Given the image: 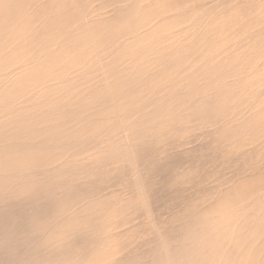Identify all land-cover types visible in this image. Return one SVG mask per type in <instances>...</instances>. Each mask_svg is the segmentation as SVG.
Segmentation results:
<instances>
[{
	"label": "bare ground",
	"instance_id": "1",
	"mask_svg": "<svg viewBox=\"0 0 264 264\" xmlns=\"http://www.w3.org/2000/svg\"><path fill=\"white\" fill-rule=\"evenodd\" d=\"M22 1H21V3H24V1L23 2ZM48 1H50V0H48ZM48 1H47V3H48ZM103 1H101V2L103 3ZM109 1L110 0H107L106 3ZM111 1H113V0H111ZM125 1L126 0H124L123 2L121 1V3H125ZM140 1L142 2V0H140ZM148 1L149 0H147V2H146V0H145L142 3L140 2V4L144 5L145 3H148ZM181 1L184 2L185 0L184 1L181 0ZM13 2L15 4L14 0H13ZM18 2H20V1H18ZM26 2H28V1H26ZM43 2H44V0H43ZM110 2H109V4L112 5V3H110ZM127 2H128V0L126 1V3ZM132 2H134V0H132L131 3ZM139 2L136 1L134 3H139ZM153 2H152V4L154 5ZM179 2H180V0H179ZM186 2H188V1H186ZM195 2L197 3V0ZM224 2H227V1H223V3ZM3 3L4 2H2V5H3ZM8 3H10V2H7V5H8ZM56 3H57V1H56ZM93 3L95 5L96 2H93ZM98 3L99 2L96 3L97 6H98ZM113 3H114V1H113ZM128 3H130V0ZM149 3H150V1H149ZM205 3H207V2H204L203 4H205ZM99 4L101 6V3H99ZM114 4H116V2ZM117 4H118V2H117ZM119 4H120V2H119ZM162 4H160L161 6H159V8L160 7L162 8V6H165ZM190 4H193V3L189 2V4H187V5L189 6ZM199 4H200V1H199ZM29 5H30V3H29ZM60 5H62V4H60ZM60 5H56V6H60ZM111 5H110V9H111ZM113 5H112V7H113ZM133 5L134 4L129 5V8L132 11L134 9H132L130 6L133 7ZM148 5H146V6L148 7ZM173 5H175V3ZM173 5H172V8H173ZM179 5H180V3H179ZM184 5H185L184 6V8H185L187 5H186V3ZM194 5L198 6L197 4H194ZM19 6L22 7L21 4L17 5V7H18L17 10H19ZM33 6H34V3H33ZM46 6L44 5V8ZM76 6H78V4ZM100 6H99V8H100ZM135 6L138 7L139 5H134V7ZM146 6H144L145 8L140 6L142 11L147 9ZM24 7H26V6H24ZM27 7H28V5H27ZM55 7L53 5V9ZM79 7H80V5H79ZM91 7H94V6H91ZM114 7L116 8V6H114ZM136 7H135V14H136V10L139 8V7L138 8H136ZM151 7H152V5H151ZM174 7L178 11L177 13H180L181 10H178V9H180L181 6H179V8H178V6L177 7L174 6ZM189 7H191V6H189ZM192 7H194V6H192ZM0 8H1V4H0ZM9 8H11V6ZM22 8H20V10ZM28 8H30V7H28ZM49 8H52V7L50 6ZM80 8L82 11V7H80ZM87 8H89V6ZM95 8H97V7H95ZM105 8H107V7L105 6ZM119 8H118V10H119ZM121 8L123 10L124 7H121ZM129 8H127V9L129 10ZM57 9L59 10V8H57ZM73 9L75 11V8H73ZM175 9L173 8V11L176 13ZM187 9H188V11H187ZM187 9L185 8V11H187V12L191 11L192 12L193 8H190L191 10H189V8L187 7ZM0 10H2V9H0ZM4 10H6V7ZM13 10L15 11V9H13V6H12V11H11L12 13L9 12L10 16H12L11 14H13ZM26 10L24 9L23 11H21L22 14ZM29 10H31V9H29ZM63 10H65V9H63ZM71 10H72V8H71ZM96 10H98V9H96ZM101 10H102V8H101ZM108 10L109 9H107V11ZM131 10H129V13L131 12ZM163 10H164V7H163ZM227 10H229V9H227ZM33 11H34V9H33ZM140 11L137 14L140 15ZM156 11L157 10H154V12H156ZM158 11H162V9L161 10L159 9ZM168 11H170V10H168ZM168 11H165V12H168ZM173 11H171V12L173 13ZM197 11H195V12H197ZM209 11H207V12L210 14ZM21 12H19V13H21ZM35 12H37V11H35ZM51 12H53V10ZM64 12L65 11H63V14H64ZM72 12H73V10L70 13L72 14ZM86 12H88V11H86ZM101 12H103V11H101ZM146 12H147V10H146ZM157 12H156V15H154V13H153V15L156 17H158ZM3 13H5V11ZM16 13H17V11H16ZM19 13H17V15H19ZM24 13H26V12H24ZM61 13H62V11L60 13H59V11H57V14L62 16ZM79 13L81 14V12H79ZM90 13L93 14L92 12H90ZM98 13H97V15H98ZM122 13L123 14L126 13L125 15H127L128 11L126 12L124 10V12H121L120 16L122 15ZM181 13H182L183 17L185 16L183 19L182 15H180L181 16V17H179L180 20L183 19V21H181V24L185 25V24H188L187 22H190L189 26L191 27V23H193L191 21H194V20L192 17V20L189 21L190 19L188 20V17H189V15L194 16V14L193 15L192 14L187 15L186 12H181ZM208 13H207V15H208ZM5 14H8V13L6 12ZM46 14H49V13H46ZM52 14H53V17H55L57 15L56 13H55V16H54V13H51L50 15H52ZM132 14H134V13L133 12L131 13V17L133 18L135 15L132 16ZM141 14H142V12H141ZM17 15H16V18H17ZM39 15L41 16L40 13H39ZM50 15L48 16V19L52 18V17H50ZM67 15H68V13H67ZM73 15L76 16L78 14L76 13ZM88 15H90V14H88ZM88 15H85V16L83 15V17L87 16V18H88ZM94 15H91V17ZM104 15L108 16L109 14H107V12L105 14V12H104L103 16ZM172 15L175 16L174 18H177V16L174 15V13ZM2 16H3V14H2ZM7 16H9V15H7ZM136 16L137 17H135V19L133 18V21H135L140 16L143 17L142 15H140V16L136 15ZM186 16H187V18H186ZM76 17H78V16H76ZM83 17H82V20L83 19L85 20V18H83ZM91 17H89V18L91 19ZM94 17H97V16L95 15ZM100 17H101V15L99 16V19H100ZM108 17L110 18V15ZM108 17H106V19H108ZM112 17H114V16H112ZM168 17H170V16H168ZM194 17H196V16H194ZM4 18L1 20L6 19V18L5 19ZM7 18L9 19V17H7ZM12 18H14V17H12ZM16 18H14L12 20H15ZM57 18L59 20L62 17L58 16ZM63 18H64V16H63ZM118 18L116 20H118ZM132 18H130V19H132ZM164 18L165 17L163 16V20H164ZM170 18H172V16ZM174 18L172 20H174ZM179 18H177V21H175V22H177V26L180 25V24H178ZM185 18H186V23H185ZM198 18H199V16H198ZM8 19L5 20V21H7L6 24L11 26V24H13V23L8 21ZM21 19L23 20V18H21ZM69 19H71V18H68V19L65 18L63 20L67 21ZM79 19L81 20V16ZM79 19L77 20V18H76L75 20L79 21ZM123 19H124V16H123ZM150 19H147V21H146L147 24H148ZM161 19H162V17H161ZM201 19L202 18H200V20ZM155 20H157V18ZM155 20H152L153 22L150 21L151 23H149V25L147 26V29L144 28V29L148 30V31H146L148 34L151 32V31H149L148 27H150L152 23L155 24L158 22V20L157 21H155ZM180 20H179V23H180ZM200 20H199V24H200ZM232 20H234V19H232ZM21 21L19 23H21ZM54 21H55V23L58 22L56 20H54ZM103 21L107 22L104 19H103ZM103 21H101L99 23L102 24ZM108 21H109V19H108ZM138 21L140 22L141 20L139 19ZM142 21H143V18H142ZM159 21H160V19H159ZM212 21L216 22V20H212ZM8 22H10V24ZM16 22H17V20H16ZM60 22H61V20H60ZM67 22H69V21H67ZM81 22H83V21H81ZM164 22L165 21H163V23ZM194 22H196V20ZM19 23L18 24L16 23V25L18 27H20ZM52 23H54V22H52ZM71 23H72V21H71ZM91 23H92V21H91ZM132 23H131V25H132ZM143 23H145V22L143 21ZM161 23L162 22H160V24ZM197 23H198V21H197ZM74 24H72V25H74ZM106 24L109 25L108 22ZM106 24L102 25V27L104 26L105 29H107ZM135 24L132 27H134ZM138 24H140V23L137 22V25ZM147 24H145V25H147ZM160 24H159V26H160ZM218 24L221 26L222 22L215 24L216 27ZM223 24H225V23H223ZM56 25H58V24L56 23ZM63 25H64V23H63ZM69 25H71L70 22H69ZM69 25H67V27H69ZM72 25H71V28H73ZM83 25H82L83 27L86 26L84 23H83ZM113 25H114V23L112 24V27H113ZM156 25H158V24H156ZM163 25L166 26L165 23ZM163 25L160 26V29L162 27H164ZM170 25L171 24L169 22L168 27H170ZM192 25L195 27L197 24L194 25V23H193ZM1 26H0V29L2 28ZM28 26H29V24H28ZM52 26H53V24H52ZM94 26L98 31H99V29H102V27L101 28L96 27L97 24L93 25V27ZM120 26H119V29H118V27H116L118 29V31H120V29L122 28V26L121 27ZM129 26L130 25H128V27H127V29H129L128 31H126L127 33L125 31L123 32L124 29L121 30L124 33L123 35H125V33H126L125 36L127 38L120 36L121 35L120 34L119 35L120 38H124V41H122L123 39L121 40L122 44L118 43V42L115 43L116 45L119 44V46H120V44L124 45L125 49L128 48V51L131 50L129 54H132L134 49H137V50H139L137 52H139V53L142 52L146 55V50L148 49L147 47L151 44V43L149 44V42L152 41L153 45L152 44L151 45L153 47L159 44V42H158V44H155L157 42L156 38L153 41V38H154L153 35L156 36V34H157V33H155L152 35V32H155L154 31L155 29L150 27L152 29L151 35H149V36L147 35V37L142 36L143 37L142 38L141 37L142 33L140 31H138L137 28H134V29H136V30H134L132 27L130 29ZM173 26H175V23ZM230 26L228 25L227 27H230ZM56 27H54V28L52 27L53 29H51L50 32H52V30L54 32ZM60 27H62V26H60ZM67 27H65L66 30H67ZM93 27L91 29V30H93L92 32H94L96 30L95 28H94L95 29L94 30ZM123 27H125V25ZM136 27H138V26H136ZM139 27H140V25H139ZM154 27H156V30H157L158 26H154ZM181 27H180V31L178 33H177V31H178L177 29H175L177 31L175 33H173L175 30L173 29L174 31L172 30L173 31L172 32L171 31L172 27H171L170 31L172 32V34H171V32H169L170 34L168 36L171 35L170 37L172 38V36H176L175 34H179V33L181 34L182 32H184V33H182V34H184L183 35L184 37H185V32L187 33V35L190 36V34H188L189 32H187L190 29L181 31L184 28L183 26H181ZM14 28L16 29V27H14ZM38 28H40V27H38ZM65 28H63V29H65ZM74 28H76V26ZM74 28H73L72 32L69 30L68 34L65 32L67 34V36L69 37V39H67V41L69 40L68 43H70V45L72 47L71 48L70 45L68 44V46L70 47L69 50L72 49L74 51V52L72 50L70 51L71 54L73 53L72 55L69 54V51L67 52L69 55L67 53H65L67 51L65 49L67 47V45H66V47H63L64 45L59 46L58 43L56 44L57 47L62 46L59 51H55L57 48L56 49L52 48V49H54L53 52H52V49H51V52L44 50V48L41 47V45L44 42L43 41L44 39L43 40L39 39L40 42H41V40L43 41V42H41L42 44L39 43L40 45H38V47L40 46L42 48V50H40V48H39L40 51H37L38 48L36 45V41H37V39H36L34 44L36 45L37 50L30 48V50H36V52L34 51V54L35 53H37V54H35V55L33 54L34 56L32 55V57H31V55H30V57H28L29 55L27 53L31 54L32 51L28 52L26 50L27 51L26 54H27L28 59L24 58L22 56L20 57L18 55L20 57V61H18L19 57L17 56L18 58H16V55L20 51H18L15 47H13L16 49L17 54L14 55V53H13L12 54L13 56H12L10 53V50L12 47L10 45V50H8V52L13 58L9 59L8 57H6L8 59L3 60L5 58L4 56L8 54L7 50H6L7 54L4 53L5 51L3 52V50L5 49V47L7 48V46H5L4 48H3L2 44H1L2 48L0 46V48H1L0 57L3 56L2 61H0V136L3 137L2 141L0 138V264H213V262H216V264H264V101L262 100L260 105H259V103H258L259 101H258L257 102L258 106H257V108H255V110L248 109V107L251 106V103H252L251 101H253L250 99H255L253 97H257V95L260 94L259 91L251 88L253 91L247 92L246 88H244L245 86H243L244 85V83H243L241 89H238L236 87L239 90V94H240V98L238 99V101L233 99L234 93L236 91L234 93H232L230 91H229L230 92L229 93L227 91L228 95L223 96L222 99H220V101H219L220 106H218L217 105L218 103L214 102L213 100L207 101L204 99L202 100L203 102L201 101V104H200V102H198V104H200V105L196 106V113L193 112L194 109L192 108L193 110H191V108L189 106L190 111L189 110H187V111H189L190 114H192V112L195 113V116L197 119L205 117L208 114L207 112H208L209 108H211V107L213 109L217 108L216 117L218 119H214L212 121V123L216 120L217 121L219 120L222 123L221 133H219V134L217 133L218 136L215 135L216 140H213V141L210 140L211 142H209V143H201L200 142L201 140L199 139L200 141H198V140L197 141L200 142V144L196 145V146H200L199 148H197L196 146L192 147L191 146L192 143H194V141H196V139L198 137L200 138V136H202V137L203 136H207V137L212 136L213 131L217 130L216 128H212L213 129L212 130L211 129L212 125H210L211 127L210 126L209 127L204 126V123L202 121H201L202 124L200 123L202 125V127L200 125H198V126H200L198 129V132L200 134L198 133L199 135L197 134L196 136H194V134H192L194 136V138H192V139L189 138L187 140H184L183 138L186 139V137H183L185 134L184 133L182 138H180L181 136L179 137L180 140L179 139L175 140L176 137L173 136L174 134L171 131L170 132L173 135H171L170 132H168V134L174 138L170 139L168 134L166 133L167 131L170 130L169 129L166 132L163 130V133L162 134L160 133V137H158L156 139L153 138L154 139L153 140V139H151V137H152L151 134L148 136V134H146V132H147L146 131L143 133L142 136H144L146 134L144 137L146 139L149 138L148 140H146L147 143H145V141L143 143V140H144L143 139L142 144H140V143L139 144L137 143L136 145L134 144L136 147V150H138L139 148L140 149L137 152L135 150L136 153H134L132 156L130 155L131 157L126 158L127 160L125 159V157L123 158L124 154L123 155L121 154L122 155L121 156V155H116L114 153V151L115 152L119 151L118 149H120V148L116 149L117 147H115V149H114L113 147L112 148L108 147L109 149L107 151H105L104 154H101L103 152H100V154L96 155L92 152V154H90V157H91V155L92 156L96 155L95 156V159H96L95 162H92L93 164H91V165L88 164V167L84 166V168H81L78 170V168L81 165H83L82 162H84V160H82V158L86 152L83 154V156L79 154L80 156H82V158H81L82 162L78 159L75 160L76 148L78 146H82L81 144H83V143H74V142H76L74 140V137H75V135L82 133V131H83L85 136H88V140L92 141V139L95 138L94 137L95 134L89 135V132H88V131H90V130H88L89 128L85 127L86 126L85 124H83L85 126H82L81 125L82 122H80V121L82 120L81 118L83 117L86 119V121L90 122V124H91L92 123L91 120L93 121V119H92V117L88 118V120L86 118L87 115L91 114L89 111L90 109L88 110V107H86V108H87L89 114H87V115L85 114V116H84V115H82V113H80L81 114L80 117L82 116L80 118V120L78 118H76V116L78 117L79 112L81 110H83V114H84L83 108L85 106L80 111L76 108H75L76 111H70V110H72L70 108H69V111H68V109H66V112L61 111L62 110L61 107L63 106L62 105L63 103L60 104L59 100L61 102H63V100H61L60 96H59V99L57 98L58 90H57V93L55 92L56 85L60 86V84L59 83L55 84L56 83L55 80H57V79H55L54 77H58L59 79H61L63 81L65 79L67 80V78L69 79L70 77H72L71 74H73V73L72 72L70 73L69 69H71L72 67L74 69V66H77L76 61H78V60L83 61L80 59L84 55H86L88 58V55L90 53L89 50H91L93 48L92 45H96V43H99L100 42L99 40L104 38V36H105L104 32H106L107 30H105L104 32L101 31L102 33H100V34H97L98 32L96 31L97 33L96 32L95 33L97 35H102L103 33H104V35H102L103 37L101 36L102 38L96 37V38H99V40H96L98 42H96V43L94 42L91 45V43L89 44L88 42L89 41L90 42L95 41V40H93L94 36H93V34H90L88 32L90 29H88V31H87V27H86L85 32L87 31L89 33V34H87L88 37H89V35L90 36L92 35L93 37L92 36L91 37L93 39L91 37H90V40L87 39L88 44L86 42H84L86 44V46L91 45V47H88L89 49L88 48L84 49L85 45L83 43L82 44H80V43H81V41H84L85 38H88V37L85 33L86 37L84 38V34L82 33L84 31H82V32L80 31V33L83 34L82 37L84 39L82 38L81 41L78 39L76 40L75 39L76 36L74 37L72 34L74 31ZM77 28H78V26H77ZM116 28H112V29L108 28V29H110V30L115 29V34H116V31H117ZM165 28H166L165 31H167V27H165ZM175 28H177V27H175ZM185 28H186V26H185ZM223 28H225V27H223ZM9 29H10V31L8 33H5V36H7V35L10 36L12 27L11 28L7 27L5 31H7ZM68 29H70V27ZM163 29L164 28H162V31H163ZM2 30H3L2 32H5L4 29H2ZM57 30L58 31L60 30V32H61L62 29H56L55 31L58 32ZM142 30H143V28H142ZM200 30H202V28ZM232 30L234 32V29H232ZM118 31H117V33H118ZM121 31H120V33H121ZM137 31L140 32L141 34H139ZM143 31H145V30H143ZM220 31H218V32H220ZM237 31H238V29H237ZM0 32H1V30H0ZM2 32L0 33V36L1 37L3 36V40H4V34L1 35ZM46 32H48V30ZM50 32L46 33V35L50 34ZM70 32L76 41H80V42H78L80 45L77 44L76 42H74V40H73V42H71V38H73V37L71 36V34L69 36ZM156 32H158V30ZM212 32H213V30H212ZM20 33H22V32H20ZM27 33H28L27 36L29 38L30 33L33 34V30H32V32L30 31V33H29V31H27ZM63 33L64 32H62V34L60 33L58 35L62 36ZM65 33H64V35H66ZM80 33H78V34L74 33V34L78 36V35H80ZM111 33L109 32V34H111ZM161 33H159L160 36L162 35ZM199 33H198V35L203 34L202 32H201L202 34H199ZM222 33H223V31H222ZM224 33H228V31L225 32V30H224ZM13 34H14V32H13ZM19 34L17 33V35H19ZM40 34H41V32L36 36H40ZM107 34L108 33H106V35ZM115 34L111 35L112 37L110 39H112V38L114 39L115 37H118V35H115ZM165 34H168V33L165 32ZM234 34H236V33H234ZM21 35L22 34H20V36ZM24 35H22L21 37H23ZM27 36H26V38H27ZM48 36H49L48 38L51 37V39H49V40L54 42L55 39L52 38L53 37L52 34L48 35ZM168 36L163 35L162 37H164V39L162 40V38H161V40H159V39L158 40L160 42L163 41L161 43H164V40H168V39L170 42H172L173 40ZM180 36L177 35V38H178L177 40H179ZM195 36H197V35H194V37ZM1 37H0V39H1ZM11 37H12V35H11ZM17 37H19V36H16L15 38H17ZM21 37H19L18 39H20ZM41 37H44V36L42 35ZM108 37H110V36H108ZM150 37L152 39H150ZM166 37H168V38H166ZM23 38H25V37H23ZM23 38H22V40L26 39V38L25 39H23ZM59 38H62V40H59ZM59 38L58 39L56 38L55 41L59 42V43L61 42L64 44L65 41H63V39L65 38V36H62ZM78 38L80 39L79 36H78ZM120 38L118 37V39H120ZM146 38H149V39H146ZM175 38L176 37H174L173 39H175ZM181 38H182V36H181ZM183 38H182V40H183ZM13 39H14V36H13ZM18 39L17 40L15 39L16 42H18ZM106 39H107V37L103 39V42H105ZM118 39H117V41H120ZM187 39L188 38L186 36V39H185L186 42H188ZM189 39L191 40V38H189ZM194 39H196V37ZM194 39H192V40H194ZM218 39H219V37H218ZM46 40H48V39H46ZM49 40L46 41V43L48 45H49V43H51ZM87 40H85V41H87ZM91 40H93V41H91ZM112 40H109V41L111 42ZM196 40H194V41H196ZM221 40L223 41V39H221ZM253 40H254V38H253ZM14 41L12 44H14V45L17 44L16 42L14 43ZM28 41H30V40H28ZM114 41H115V39H114ZM114 41H113V43H114ZM169 41H165V43L168 44V46H169V43H168ZM194 41H190L189 43L191 45H192V43H194V46H195L196 43ZM214 41H215V39H214ZM19 42H20V40H19ZM110 42H109V44L111 45L112 42L111 43ZM173 42H175V41H173ZM210 42H211V40H210ZM7 43L10 44V42H8L6 40L5 44L7 45ZM31 43H33V40ZM46 43L44 42V44H46ZM74 43H76V44H74ZM106 43L108 44V41H106ZM106 43H105V45H107ZM165 43L163 45L161 44V46L166 45ZM183 43L184 42H182V44ZM9 44H8V46H9ZM21 44L22 43H20V46H21ZM51 44L53 45V43H51ZM72 44H73V46H72ZM173 44L174 43H172V45ZM177 44L178 43H176L175 45H177ZM207 44H209L208 41H207ZM262 44L264 45V42ZM26 45H28V43ZM29 45H28V47H29ZM100 45L97 44V46H100ZM110 45H108L109 48L107 46V49H110V47H111ZM172 45L170 43V48L169 47L168 48L169 49H171V48L175 49L176 46L171 47ZM209 45H211V44H209ZM32 46H34V45H30V47H32ZM101 46H104V43ZM115 46H114V49H115ZM152 46H150V49H152L151 48ZM233 46H235V45H233ZM236 46H238V43ZM261 46L262 45L260 44V48H261ZM18 47H19V45H18ZM47 47H48V49H50L49 47H51V46L49 45ZM47 47H45V48H47ZM157 47L159 48V45ZM157 47H155V48H157ZM214 47H215V45H214ZM26 48L27 47H25V49ZM33 48H35V47H33ZM166 48H167V46H166ZM253 48H254V46H253ZM20 49H23V48H20ZM27 49H29V48H27ZM94 49H95V46H94ZM96 49H98V48H96ZM103 49H105V47H102L101 51ZM107 49H105L106 51H102V53L100 52V49H99V51H95L97 53H100L99 55L98 54L93 55L94 53L91 52L90 54L92 55L91 56L92 59H93V56H95L94 59L96 58V56H98L100 58L102 56L103 52H105L106 54H109L111 52L110 50H112V49L109 50L110 52L107 51ZM154 49H152V51ZM169 49H165L166 52L169 51V52H167V57H168V53L170 55L174 51V49H173V51L171 52V50H169ZM189 49H191V48H189ZM194 49L197 50V47ZM208 49H210V48H208ZM229 49L230 48H228L227 50L228 51L232 50V49L231 50H229ZM234 49H237V47ZM254 49L256 50L257 48L255 47ZM64 50H65V52H64ZM81 50H83V51L86 50L89 52H86V51L81 52ZM118 50H119V48H118ZM123 50L124 49H122V51H120V52L125 53V52H123ZM181 50H183V49H181ZM196 50H195V53L193 52V54H195V55L197 52ZM203 50H205L204 46L202 49H200V51H203ZM214 50H215V48H214ZM152 51H150V52L155 54V52H152ZM155 51H156V49H155ZM220 51H221V49H220ZM220 51H219V53H221ZM234 51L236 52V50H234ZM240 51L238 50L237 54H240L241 53ZM114 52H116V51H114ZM156 52L161 55L160 52H158V51H156ZM161 52H164V49H162ZM175 52H174V54H175ZM215 52H213V53H215ZM85 53H88V54H85ZM189 53H190V51H189ZM191 53H192V51H191ZM106 54H105V61L111 55V54L107 55V58H106ZM144 54H142V55H144ZM147 54H148V52H147ZM159 54L157 56L158 62L153 59L155 57V55H154V57L149 58L152 60L149 61V59H148L147 63L150 64L151 61H154V62H152V64L154 63L153 66L155 68H159L158 65L155 66L156 62L159 65H161L160 64L161 62L159 63V60H160ZM174 54H171L172 55L170 57L171 61H174V58L172 59V57H174L173 56ZM114 55H117V54L114 53ZM114 55L111 56V58L112 57L113 58L111 59L112 63L110 62V64L109 63L106 64L105 61L103 60V58L101 60L104 61V62L103 61L102 62L104 63V65L106 64L107 67L111 66V64H112L114 67L111 66L113 68V70L112 69L111 70L115 72L114 68H115V66H117V64H116L117 60H115V63L113 62L114 61L113 60ZM140 55L141 54H139V59L142 56V55L141 56ZM164 55L166 56V54H164ZM209 55H211V54H209ZM212 55H214V54H212ZM217 55H214V56H216L218 58V56H220V55H218V56ZM234 55H235V53H234ZM262 55H263V53H262ZM11 56H9V57H11ZM122 56H124V55L122 54ZM127 56H129V55H127ZM205 56H208V54ZM238 56H240V55H238ZM49 57H52V59ZM116 57L117 56H115V58ZM120 57H121V55L119 56V58ZM129 57H131L133 59L134 56L132 57L130 55ZM148 57H151L150 53L148 54ZM182 57L184 58V56H182ZM193 57L196 58V56H193ZM31 58H32V60L34 59L36 61L37 65L30 66L32 63L35 62L34 60L33 61L31 60L32 63H31V61L29 62V60ZM47 58H49L52 61V62L49 61V62H51L50 64H48ZM67 58L68 59L71 58L72 60L71 59L70 60L72 61V63H71V61H68L70 63L69 64L67 63L68 64V66H67V64L65 62L66 66H67L66 67L64 64V59H67ZM90 58H88L89 62L94 61V59L91 60ZM136 58H137L136 60H139L138 56ZM141 58H144V57L142 56ZM211 58H214V57H211ZM259 58H261V57H259ZM88 59L85 61H88ZM128 59H130V58H127V60ZM144 59L146 61V57ZM144 59H143V62H144ZM215 59L216 58H214V60ZM0 60H1V58H0ZM107 60H109V59H107ZM120 60H122V59H120ZM120 60L118 59V61H120ZM125 60L126 59H124V61L122 60L125 63V65H126V63L128 65V64H131V62H132V61L129 62L130 60L128 62H125ZM168 60H170V59L168 58ZM214 60L211 61L209 58L208 63H210V61H211V64H212V62H214ZM218 60L220 62V58H218ZM218 60L216 59V61H218ZM24 61L27 63L29 62L30 64L28 65V64L24 63ZM74 61H75V63H73ZM79 61L77 64L80 63ZM122 61H121L120 65L122 64ZM187 61H186V63H187ZM196 61H198V60H196ZM199 61L203 62V61H201V59H199ZM226 61H224V62H226ZM89 62H87V63H89ZM106 62H109V61H106ZM138 62H140V61H138ZM138 62H137V64H138ZM190 62H188V63H190ZM204 62H206V61H204ZM16 63H19L20 65L22 64L23 66L17 65V66H19V68H17V66H15ZM94 63H93V65H94ZM96 63H97V60H96ZM134 63L135 62H133L132 65ZM188 63H187V65H188ZM80 64L82 65L83 63H80ZM97 64L101 67L99 62ZM152 64L150 66H152ZM169 64H168V66H169ZM228 64H230V63H228ZM81 65H79V68L74 69L75 72L77 73L76 75H78V77H79L78 72L80 70H84V69H80V67L83 66V65L82 66ZM93 65L91 63L92 67H93ZM125 65H121V66L125 67V68H122L123 70L126 69ZM132 65H130V67ZM145 65H144V67H145ZM165 65H166V63H165ZM258 65H256L257 68L255 67L256 70H258V68H259ZM87 66H88L87 67L88 70L85 67V69L88 71V72L86 71L87 74L89 73V75H92V76L98 74L96 72H95L96 74H94V72H92V70L95 69L94 71H96L100 67L97 68V66H96L97 69L93 68L90 71L89 69L92 67L89 66V64H87ZM254 66H255V64H254ZM132 67H131V70H134V68H132ZM139 67H142V66H139ZM211 67H209V68H211ZM217 67H219V66H217ZM230 67H232V66L230 65ZM260 67H262V66H260ZM63 68L67 69V71H69L70 76L68 74L66 75L65 73H64V75H63V73L61 74V72L63 71ZM128 68L129 67H127V70H128ZM137 68H138V66H137ZM170 68L172 70L171 66H170ZM179 68H182V67H178V69ZM253 68L254 67H252V69ZM78 69H80V70L78 71ZM119 69L122 70L121 67H119ZM160 69H161V67L159 68V70ZM164 69H161L160 73ZM168 69H169V67H168ZM168 69H166V70H168ZM202 69H205V68H202ZM227 69H229V68H227ZM7 70H10V72H9L10 74H7V73L5 74V71H7ZM102 70L105 71V69H102ZM145 70H143V71H145ZM159 70H157V72ZM207 70H208V72H210L209 69H207ZM224 70H226V68ZM175 71H178V70H175ZM190 71L194 72L193 70H190ZM234 71H237V70H234ZM263 71H264V69H263ZM75 72L73 75H75ZM81 72H80V76L81 75H82V77L86 76L85 71H84V74H82ZM108 72L111 74L110 71H108ZM116 72H118V70ZM125 72H126V70H125ZM128 72H126V74ZM134 72H132L131 78H132ZM137 72H139V69ZM163 72L161 74H163ZM197 72H200V70ZM257 72H258V74H260L259 71H257ZM105 73H107V71ZM160 73H158V75ZM168 73H170V72H168ZM174 73H176V72H174ZM174 73L172 75H174ZM178 73H180V72H178ZM225 73H227V71ZM252 73H254V71ZM123 74H125V73H123ZM128 74H130V72ZM211 74H213V73H211ZM222 74H224V72ZM222 74H220V75H222ZM261 74L263 75L264 73L262 72ZM112 75L115 76V73L112 72L111 78H112ZM134 75H136V74L134 73ZM137 75H138V73H137ZM144 75H147V74H144ZM188 75H185L184 77H187L190 79V77L193 76L191 74L188 77ZM254 75L256 76V74H254ZM92 76H89V77H91L92 80L94 78L95 84H96L97 79L95 77L92 78ZM100 76H101V74H100ZM100 76L97 75V78H99ZM102 76L104 77L105 75L102 74ZM114 76H113V79L116 77V76L115 77ZM120 76H122V75H120ZM125 76L128 77V75H125ZM136 76H133V77L136 78ZM163 76H165V75H163ZM174 76H177V75H174ZM218 76H219V73H218ZM75 77H77V76H74V78ZM106 77H107V75H106ZM224 77H226V76H224ZM261 77L262 76H260V78ZM85 78L87 79L88 75ZM116 78H118V77H116ZM209 78H210V76H209ZM240 78H241V76H240ZM49 79L50 80L52 79V82L49 81ZM59 79L57 80V82H59ZM88 79H87L88 81L91 80L90 78H88ZM113 79H112V81H113ZM154 79H156V78H154ZM166 79H170V78L168 77ZM227 79H228V77H227ZM237 79H238V77H237ZM251 79H252V77H251ZM46 80H47V82H46ZM74 80H76V79H74ZM80 80L82 82L83 78H80ZM100 80H101V78H100ZM104 80L106 81L107 79H104ZM118 80L119 81L117 83H119L120 81L123 83L122 80H120V79H118ZM125 80H128V79H125ZM185 80H186V78H185ZM243 80H244V78H243ZM249 80L246 81V83L247 82L249 83ZM254 80H256V79H254ZM63 81L61 83L62 85H63ZM67 81H69V80H67ZM112 81L110 80V82H112ZM175 81H177V80H175ZM190 81H193V80L190 79ZM252 81L253 80H251L250 82H252ZM53 82H55V83H53ZM108 82L106 81V84ZM121 82H120V84L122 85ZM158 82H160V81H158ZM227 82L228 81H226V83ZM262 82H263V80H261V83ZM103 83H104V81H103ZM187 83H188V81H187ZM65 84H67V85H65ZM65 84L64 85L67 87V89H63V90H59V91L61 94H63V95L65 94L62 97L66 98V99H64L66 101L67 97H65V96L70 97L73 94H71L72 92H70L71 88L69 89L70 82L69 83L65 82ZM71 84H73V83H71ZM78 84H79V79H78ZM82 84H85V83H82ZM89 84H91V83H89ZM93 84H94V82H93ZM155 84H157V83H155ZM170 84L172 85V83H170ZM190 84H191V88H193L192 82ZM204 84H201V85H204ZM228 84H230V83H228ZM16 85H18V86H16ZM110 85H112V86H110ZM110 85H108V87L110 86L111 88L112 87L114 88L113 82ZM171 85H169V86H171ZM206 85H208V83ZM257 85L259 86L258 82H257ZM86 86H88V85H86ZM91 86H90V88H91ZM161 86H163V85H161ZM180 86H182V85L180 84ZM39 87H41V88H39ZM64 87H62V88H64ZM99 87H101V86H99ZM105 87L107 88V86H104V88ZM251 87H253V86H251ZM106 88H105V90H106ZM187 88H189V87H187ZM195 88H197V87H195ZM195 88H193V89H195ZM229 88L231 90V87H229ZM41 89H42V91H41ZM81 89H83V87H81ZM227 89H228V87H227ZM38 90L40 91L39 93L37 92ZM83 91H84V89H83ZM89 91H91V90H89ZM129 91H130V88H129ZM162 91H163V89H162ZM165 91H167V90H165ZM175 91H178V90H174V92ZM187 91H189V93H190L193 90L190 91V89H189ZM199 91L200 90H198V92ZM180 92L182 94V92H184V91H180ZM96 93H97V91L94 93L95 95L92 93L93 97L95 96V98H96ZM117 93H119L118 96H117ZM191 93H193V92H191ZM237 93H238V91H237ZM159 94L160 93H158L157 95H159ZM194 94L195 93H193V95ZM86 95H88V93ZM74 96H72V97L73 98L79 97L80 93H78L77 95H74ZM82 96L83 95L81 94L80 97H82ZM88 96L91 97L90 95H88ZM127 96L128 95H125V97H127ZM174 96H176V95H174ZM180 96H182V95H180ZM26 97L28 98V100H26V101L33 102L31 104H35L36 102H40V103H36L34 108L31 105L30 106L29 105L24 106V105L19 104L20 103L19 100L24 99ZM209 97H211V96L209 95ZM177 98H178V96H177ZM182 98H184V97H182ZM187 98H189V97H187ZM219 98H221V97H219ZM258 98H256V99H258ZM91 99H93V98H90V100ZM94 99L91 100L90 102L94 103L95 101H99L98 99H96V100H94ZM125 99L126 98H122V94L120 95V88L118 87V88L114 89V92L109 97V99L108 100L106 99L110 103H112V101H117L118 103L117 102L116 103L118 105H114V106H110L112 104L106 105V106L104 105V108L99 107V109H98V107L97 108L94 107L93 104L92 105L90 104V105L92 106V108L94 107V108H96V110H99L98 113L105 114V113H108V110L113 108V107L116 109H122V107H125L127 105L126 103H124ZM192 99H193V97H192ZM74 100L76 101V99H74ZM199 100H201L200 97H199ZM34 101H36V102H34ZM56 101L59 102L61 107L60 106L57 107L58 110H55V109L53 110L52 108L55 107L54 104L56 105ZM78 101H80V100H78ZM137 101H138V99H137ZM58 102H57V104H58ZM100 102H101V100H100ZM182 102H183V100H182ZM186 102L184 103L185 105H186ZM23 104H25V103H23ZM26 104H28V103H26ZM79 104H80V102L78 103L77 106L80 107L81 105H79ZM100 104H102V103H100ZM153 104H154V102H153ZM68 105H66V106H68ZM90 105H88V106L90 107ZM66 106L64 105V107H66ZM71 106L73 107L75 105L71 104ZM77 106H75V107H77ZM135 106H134V108H135ZM184 106L182 105V107H184ZM208 106H210V107H208ZM214 106H216V107H214ZM101 107H102V105H101ZM108 107H109V109H108ZM31 108H33V109H31ZM143 108H144V106H143ZM59 109H61V110H59ZM161 109H162V107H161ZM29 111H30V114H28L25 119H19L20 117L16 118L18 116H21L20 114L25 113V112H29ZM93 111L94 110H92L91 112H93ZM88 112H86V113H88ZM96 113L97 112H95V114ZM124 113H125V111H124ZM25 114H27V113H25ZM135 114H136V112H135ZM170 114H171L170 112H167L166 116H170ZM132 115H134V114H132ZM192 116H194V114ZM195 116H194V118H195ZM207 116H206V118H207ZM65 117H67V121L63 122V119ZM100 117H101V115H100ZM115 117H117V116H115ZM141 117L143 118V116H141ZM6 118L10 119L11 123L6 124V122H4ZM75 118L78 119V122H79V123H75V124H79V127H77V128H76L75 124L73 125V123H74L73 121L75 120ZM138 118H140V117H138ZM145 118L146 117H144V119ZM96 119H97V117H96ZM166 119L168 120V118H166ZM103 120H105V119H103ZM193 120H195V119H193ZM83 121H85V120H83ZM76 122H77V120H76ZM191 122H193V121L191 120ZM208 122H209V120H208ZM93 123H94V121H93ZM103 123H104V121H103ZM143 123L145 124V122H143ZM212 123H209V124H212ZM95 124H97L98 126L100 125L99 122H97V123L95 122ZM206 124H207V122H206ZM46 125H48V127ZM49 125H50V127H49ZM101 125H100V127H101ZM117 125H119V124L117 123ZM138 125H139V123H138ZM181 125H183V124H181ZM186 125H187V123H186ZM105 126H103V127H105ZM132 126H134V125H132ZM158 126H156V128ZM193 126L194 125H192V127ZM111 127L113 129V126H111ZM121 127H122V125H121ZM123 127H126V128H123L126 130L127 129L129 130L130 128H132V127H130L129 124L124 125ZM115 128H116V126H115ZM144 128H146V127H144ZM168 128H170V127H168ZM155 130H157V129H155ZM193 130H195V129L193 128ZM91 131H93V130H91ZM107 131H108V129H107ZM176 131H174V133ZM195 131L197 133V130H195ZM195 131H192V132H195ZM99 132L104 133V131H102V132L99 131ZM148 132H150V131H148ZM164 132L166 135L164 134ZM103 133H102V136H103ZM107 133H109V132H107ZM120 133H122V132H120ZM124 133H122V134H124ZM118 134H116V135H118ZM132 134H133V132H131V136H132ZM104 135H106V133H104ZM176 135L177 134H175V136ZM180 135H182V134L180 133ZM127 136H128V134H127ZM131 136H129L127 138H131ZM155 136L157 137L158 135H155ZM9 138H11L13 140V143H11L9 145V142H6V143H8L7 146H6V144H4L6 147L3 144H1L4 140L5 141L10 140ZM104 138H105V140H107L106 137H104ZM120 138L118 137V139H120ZM204 138H202V139H204ZM20 139L31 140L32 142L27 141L28 143H25L24 146H21V143H20V145L18 143H16L18 140L20 142ZM138 139L139 138H136L137 141H138ZM140 139H141V137H140ZM128 140H130V139H128ZM23 141H22V143H23ZM52 141H55L56 143H52ZM99 141L102 142L101 140H99ZM10 142H11V140H10ZM125 142H128V141H125ZM109 143H110V141H109ZM112 143L110 145H112ZM116 144L117 143L115 142L114 146ZM38 145H40V147H38ZM68 145H70V146H68ZM104 145H106V144H104ZM160 145H162V146H160ZM117 146H118V144H117ZM63 147H64V149H63L64 151H63V153L60 154V156H58V155L54 156L55 154L51 155V152H53L55 149L63 148ZM189 147H191V148H189ZM84 148L85 147H83V149ZM84 150L86 151L88 149H84ZM122 150L120 149L121 153H122ZM57 152H58V150H57ZM131 152H134V151H131ZM87 153H86V155H89ZM95 153H97V150ZM68 155H69V157L70 156L75 157L73 159L74 162L71 163L72 161H70V165L67 168L66 167L64 168L63 165H65V163H66V162L64 163V161H66L69 158H66V160L63 161V159H64L63 157L68 156ZM115 155H116V157H115ZM77 157H79V156H77ZM109 157H114V159L116 158L115 160L113 158H111V161L112 160H114V161L118 160V162L120 164L115 165V167H111V168L107 165V163H104L105 165H100V163H99L100 160H103L104 158L107 159ZM117 158H119V159H117ZM79 159H80V157H79ZM84 159H88V158H84ZM89 159L86 161H89ZM92 160H93V158L90 160V162ZM165 160H170V161L167 163L166 166H164V167L162 166V168L160 167L161 168L160 170L162 171V173L165 172V175L163 177V180L159 182L158 179L156 178L155 174H154V171H155V168L157 167L156 165L159 162H161L164 165V162H166ZM4 161H10L11 164H8L6 167H3L2 162H4ZM193 162H196V164L192 165ZM112 163H114V162L112 161ZM51 164L52 165L57 164L56 168L51 170V167H52ZM212 164H214V167L212 166ZM50 165H51V167L49 169H47ZM60 165H62V167L64 169L62 167L59 168ZM159 166H160V163H159ZM52 168H54V167H52ZM61 168L63 170H60ZM157 168H159V167H157ZM204 169H207V171L206 172L204 171L202 173V171ZM95 170L96 171L100 170V171L96 172ZM131 172H133V175L131 174ZM91 176L94 177L95 179L89 180V179H91L90 178ZM131 185H133V186L130 187ZM169 185H182V186H184V185H195V186H193L191 188H186L184 186V187L171 189L172 187ZM128 187H130L131 189H128ZM172 193H177V197L172 196ZM206 193H208V194H206ZM20 194H24L27 196L25 201L17 202L18 200H16L15 198L18 197L17 195H20ZM157 194H159L158 197L156 196ZM156 197H157V199H155ZM168 197H170V198L168 199Z\"/></svg>",
	"mask_w": 264,
	"mask_h": 264
},
{
	"label": "rangeland",
	"instance_id": "2",
	"mask_svg": "<svg viewBox=\"0 0 264 264\" xmlns=\"http://www.w3.org/2000/svg\"><path fill=\"white\" fill-rule=\"evenodd\" d=\"M15 1V4H14V2H13V0H0V4H1V8L0 9H2V10H0V26L2 27L0 30H1V32L3 31L2 29H4V31L6 30V28L7 27H9V28H11L12 27V29H11V34H10V36L9 35H7V36H5V33H8L9 31H10V29L9 30H7V31H5V32H2V34L1 35H3L4 34V40H3V36L1 37V39H0V46H1V48H2V45H3V48L5 47V46H7V48L5 47V49L3 50V52L5 53V54H7V52H8V50H10V45H11V50H10V53H11V55L14 53V55H16L17 53H16V49L18 50V51H22L21 53L20 52H18V54L16 55V58H18L19 56L21 57H24V58H27V54L29 55L28 57H30V55H31V57H32V55L34 54V51L36 52V50H37V48H38V50L37 51H40V50H42V48H44V50H47V51H50L51 52V49L52 48H54V49H56L55 51H59L60 50V48L62 47H59L60 45H64L63 47H66V45H67V47L65 48L67 51L65 52V50H64V52L65 53H67L68 51H69V54H71V50H69L70 49V47H71V45H70V43H68V41H67V39H69V37L67 36V34H68V32H69V30L72 32V30H73V28L76 26V28H74V31H73V36L75 37V39L77 40H80L81 41V39L83 38L82 36H83V34H84V38L86 37V35L87 34H93V38L89 35V37H88V35H87V37L88 38H85V40H87V39H89L90 40V37L93 39V40H95V41H93V40H91V41H93V42H88V40L87 41H81V43L80 44H84L85 45V47H84V49H86V48H88V47H91V45L95 42H98V41H96V40H99V38L102 36V35H104V33H105V36H104V38H106L107 37V39H106V41H108V44L106 43V41L105 42H103V39H100L99 41V43H96V45H92L93 46V48L91 49V50H89L90 51V53L92 52V53H94L93 55H96V54H100V53H97V52H95V51H99V49H100V52L102 53V51H106L105 49H107V46L108 45H110L109 44V40H112V39H110L112 36L111 35H113V34H115V29L114 30H110V29H112V28H116V27H118V29H119V26L121 25L122 26V28L120 29V31L121 30H123V32L125 31H128L129 29H127V27H128V25H130L129 27H130V29H131V27L135 24V26L134 27H132L133 29L134 28H137L138 29V31H140V32H138L139 34H141V37L142 36H144V37H147V35L149 36V35H151V32H152V29L151 28H153V29H155L154 31L155 32H152V35L153 34H155V33H157L156 34V36L155 35H153L154 36V38H153V41L155 40V38L157 39L156 41V43L155 44H158V42H159V48L157 47L158 45H156V46H152L153 44H152V41L151 42H149V46L147 47L148 49L146 50V55L144 54V53H139V52H137V51H139V50H137V49H134V51H133V55L132 54H129L130 53V51L131 50H129L128 51V48H126L125 49V46L124 45H121L122 44V41H124V38H120V36H122V37H126L125 35H126V33H125V35H123L124 33L121 31V33H120V31H118V29L116 28V30L118 31V33H117V31H116V34L115 35H118V37L120 38V39H118V37H115L114 39H115V41H114V39L110 42L111 43V47H110V49H112V50H110V49H107V51H116V52H114V53H116L117 55H114V53L112 54L110 51V53L109 54H111L108 58H107V55H109V54H106L105 52H103V54H102V56L99 58L98 56H96V60H97V63L99 62L100 63V65H101V67L96 63V60L94 59V57L95 56H93V59H94V61H91V62H89V59L88 58H90L92 55L89 53V55H88V58H87V56L86 55H84L80 60H83V61H79L80 63H83L82 65L79 63V64H77L78 63V61H76L77 63H76V65L77 66H74V69H77V68H79V65H81L82 67H80V69H84V70H80V69H78V73H79V77L80 78H83V80H82V82H81V80H80V78L78 77V75H76L77 73L75 72V70L73 69V67L71 68V69H69V71H70V73L72 72L73 74H74V72H75V75H73V74H71L72 75V77L74 78V76H77V77H75L74 79H76V80H74L72 77H70L69 79L67 78V80H69V81H67L66 79L63 81V80H61V79H59L58 77H54L55 79H59V82H57V80H55L56 81V83L55 82H53V83H55V84H60V86H58V85H56V88H55V92L57 93V90H58V96H57V98L59 99V96H60V98H61V100H63V102H61L60 100H59V102H60V104H62L63 106L61 107V105L59 104V102L58 101H56V105L54 104V108H52L53 110L55 109V110H58V108L57 107H61V109H59V110H61V111H65L66 112V109H68V111H69V108L70 109H72V110H70V111H76V109H78L79 111L83 108L84 109V114H83V110H81L80 112H79V115H78V117L76 116V118H78L79 120H80V118L82 117H80V113H82V115H84L85 116V114L87 115V114H89V112H88V110L90 111V113L93 115H91V114H89V115H87L86 116V118H87V120H88V118H91L92 117V119H93V121H94V123H93V121L91 120V124H90V122H88V121H86V119L85 118H81L82 120L80 121V122H82V126H85V127H87V128H89L88 130H90V131H88L89 132V135H94V139H92V141L91 140H88V136H85V134H84V132L82 131V133H79V134H77V135H75V137H74V140L76 141V142H74V143H83V144H81L82 146H78L77 148H76V158L75 157H69V155L68 156H65V157H63L64 159H63V161L64 160H66V158H69V159H67L66 161H64V163H65V165H63L64 166V168L66 167H68L69 165H70V161H72L71 163H73L74 162V158H75V160H80L81 161V158H82V156H83V154L86 152H88L87 154H89V155H86V153L84 154V156H83V158H82V160H84V162H82V164L83 165H81L79 168H78V170L79 169H81V168H84V166L85 167H88V164H93L92 162H95V156L96 155H98V154H100V152H103V153H101V154H104L105 153V151H107L109 148H114L115 149V147H117L116 149H118V148H120L121 150L123 149H125L124 151L122 150V153L120 152V149H118L119 151H114V153L116 154V155H123V158L125 157V159L126 158H129V157H131L134 153H136L138 150H136V147H135V145L138 143H140V144H142V140H143V143H144V141H145V143H147V141L146 140H148V139H146L144 136L146 135V134H148V136L151 134V139H153V138H158V137H160V133L162 134L163 133V130L166 132L167 130H169V131H167L166 133L168 134V132H170V134L171 135H173L174 137H176V139L175 140H177V139H179L180 140V138H182V136H183V134H184V136L183 137H186V139L185 138H183L184 140H187V139H192V138H194V136H196L199 132H198V129H199V127L201 126L202 127V122L204 123V126H207V127H209L210 125H212V127H211V129L212 128H216L217 130H214L213 131V135L212 136H210V137H207V136H200V138L198 137L197 139H196V141H194V143H192V147H195L196 145H198V144H200V142L201 143H209V142H211V141H213V140H216V136H218V134L219 133H221V128H222V123L218 120H216V121H214L213 123H212V121L214 120V119H218L217 117H216V114H217V108H209L208 109V116H207V118H206V116L205 117H202V118H200V119H197L196 118V116H195V113H196V106H199L200 104H201V101L204 99V100H210V101H214V102H217L218 104V106H220L219 104V101H220V99H222V97L223 96H227L228 94V92L230 91V92H232V93H234L235 91V93H234V97H233V99L234 100H236V101H238V99L240 98V94H239V90L238 89H241V87H242V84L244 83V85L243 86H245L244 88H246V91L247 92H250V91H253L252 89H254V90H257V91H259V93L260 94H258L257 95V97H253V98H255V99H250V100H253V101H251L252 103H251V106H249L248 107V109H250V110H255V108H257V106H258V103H259V105H260V103L262 102V100L264 101V74L262 75L261 73L263 72L264 73V71H263V69H264V45L262 44L263 42H264V0H197V3L195 2L196 0H183L184 2H182L181 0H180V2H179V0H149L150 1V3H149V1H148V3H145L146 5H148V7L144 4H140V2L138 1V0H136L137 2H139V3H134V2H136L135 0H134V2H132L131 3V1L132 0H130V3H128L129 2V0H128V4L126 3V1H125V3H121V1L123 2L124 0H113L114 1V3L116 2V4H114L113 3V1H109L110 3H112V5H113V7H112V5L111 4H109V2H107L106 3V1L104 0H50V1H48V0H44V2H43V0H23L24 1V3H21V1L22 0H14ZM18 1H20V2H18ZM22 1V2H23ZM26 1H28V2H26ZM32 1V2H31ZM47 1H48V3H47ZM54 1V2H53ZM56 1H57V3H56ZM84 1V2H83ZM101 1H103V3L101 2ZM145 1V0H144ZM143 0H142V2H144ZM154 1V2H153ZM159 1V2H158ZM174 1V2H173ZM186 1H188V2H186ZM199 1H200V4H199ZM223 1H227V2H224L223 3ZM2 2H4L3 3V5H2ZM7 2H10V3H8V5H7ZM18 2V3H17ZM26 2V3H25ZM46 2V3H45ZM71 2V3H70ZM87 2V3H86ZM93 2H99V3H101V6H100V4L98 3V6H97V4L95 3V5H94V3ZM117 2H118V4H119V2H120V4L118 5L117 4ZM141 2V3H142ZM146 2H147V0H146ZM152 2L154 3V5L152 4ZM189 2H192L193 4H190L189 6H191V7H189L187 4H189ZM204 2H207V3H205V4H203ZM17 3V4H16ZM29 3H30V5H29ZM33 3H34V6H33ZM50 3V4H49ZM55 3V4H54ZM68 3V4H67ZM83 5H82V4ZM163 3V4H162ZM175 3V5H173V4ZM179 3H180V5H179ZM186 3V9H187V7L189 8V10H191L190 8H193L192 9V12L191 11H189V12H187L188 11V9H187V11H185V8H184V4ZM12 4V5H11ZM14 4V5H13ZM21 4V6L23 7H20L19 6V10H17L18 9V7H17V5H20ZM25 4V5H24ZM28 5V7H30V8H28L27 7V5ZM52 4V5H51ZM60 4H62V5H60ZM74 4V5H73ZM78 4V6H76V5ZM124 4V5H123ZM132 4H134V5H139L138 7H136V8H138L137 10H136V14H135V7H134V5H133V7L132 6H130L132 9H134L133 11L129 8V5H132ZM160 4H162V5H165V6H162V8L160 7L159 8V6H161ZM194 4H197L198 6H196V5H194ZM222 4V5H221ZM6 5V6H5ZM44 5L46 6L45 8H44ZM53 5H54V7L56 6V5H60V6H56L55 8L57 9V8H59V10L57 9H53ZM79 5H80V7H82V11H81V8L79 7ZM103 5V6H102ZM110 5H111V9H110ZM118 5V6H117ZM151 5H152V7H151ZM172 5H173V8L175 9V7L174 6H178V8H179V6H181L180 7V9H178V10H181L180 11V13H177L178 11L176 10V13L173 11V8H172ZM214 5V6H213ZM11 6V8H9ZM12 6H13V9H15V11L13 10V14H11L12 16H10V13H12L11 11H12ZM24 6H26V7H24ZM39 6V7H38ZM52 7V8H49V7ZM66 6V7H65ZM74 6V7H73ZM89 6V8H87V7ZM91 6H94V7H91ZM99 6H100V8H99ZM105 6L107 7V8H105ZM109 6V7H108ZM114 6H116V8L114 7ZM127 6V7H126ZM140 6H142L143 8H145L144 6H146L147 7V9H143L144 11H142V9L140 8ZM183 6V7H182ZM192 6H194V7H192ZM217 6V7H216ZM4 7V8H3ZM5 7H6V10H4L5 9ZM17 7V8H16ZM62 7V8H61ZM86 7V8H85ZM95 7H97V8H95ZM106 9H104V8ZM120 7V8H119ZM121 7H124L123 8V10H122V8ZM151 9H150V8ZM163 7H164V10H163ZM169 7V8H168ZM20 8H22L23 10L25 9H27L26 11H24V12H26V13H24L23 12V14H22V12L21 11H23L22 9L20 10ZM38 8V9H37ZM47 8V9H46ZM62 10H61V9ZM71 8H72V10H73V12H72V14L70 13L72 10H71ZM73 8H75V11H74V9ZM101 8H102V10H101ZM115 8V9H114ZM118 8H119V10H118ZM127 8H129V10H131V12L129 13V10L127 9ZM183 8V9H182ZM202 8V9H201ZM216 8V9H215ZM8 9V10H7ZM11 9V10H10ZM29 9H31V10H29ZM33 9H34V11H33ZM41 9V10H40ZM63 9H65V10H63ZM69 9V10H68ZM78 9V10H77ZM84 9V10H83ZM87 9V10H86ZM92 9V10H91ZM96 9H98V10H96ZM104 9V10H103ZM107 9H109L108 11H107ZM127 9V10H126ZM161 10L162 9V11H158V10ZM170 10V11H168V10ZM227 9H229V10H227ZM29 10V11H28ZM39 10V11H38ZM53 10V12H51ZM80 10V11H79ZM95 10V11H94ZM115 12H113V11ZM117 10V11H116ZM124 10L127 12L128 11V13H127V15H125L126 13H122V15L120 16V14H121V12H124ZM140 11V15H142L143 17H141L139 14H137L139 11ZM146 10H147V12H146ZM154 10H157L156 12H157V16L158 17H156V16H154V15H156V12H154ZM183 10V11H182ZM198 10V11H197ZM209 11L210 12V14L207 12V11ZM5 11V13L7 12L8 14H5V13H3ZM16 11H17V13H19V12H21V13H19V15H17V13H16ZM35 11H37V12H35ZM54 13V16H55V13L57 14V11H59V13L62 11V16L61 15H59V14H57L56 16L58 17V16H60V17H62V18H60L59 20H58V18L55 16V17H53V14L52 15H50L51 13ZM63 11H65L64 12V14H63ZM86 11H88V12H86ZM101 11H103V12H101ZM120 11V12H119ZM165 11H168V12H165ZM171 11H173V13H174V15H176L177 16V18H179V17H181L180 15H182V13L181 12H186L187 13V15L188 14H194V16H196V17H194V16H190L189 15V17H188V20L189 21H191L192 20V17H193V20L195 21L196 20V22H194V21H191V22H193L194 23V25H196L195 27L192 25L193 23H191V27L189 26V24H190V22H187L188 24H185L186 23V18H187V16H186V18H185V25H182L181 24V21H183V19H184V17H183V15H182V17H183V19L182 20H180V18H179V20H180V23H179V20H178V24H180V25H178L177 26V22H175V21H177V18H174L175 16H173L172 14V12ZM195 11H197V12H195ZM204 11V12H203ZM227 13H226V12ZM229 11V12H228ZM236 11V12H235ZM10 12V13H9ZM79 12H81V14L79 13ZM90 12H92L93 14H91ZM99 12V13H98ZM104 12H105V14H106V12H107V14H109L110 15V18L108 17V16H106V15H104L103 16V14H104ZM117 12V13H116ZM134 13V14H132V16H134L133 18L135 19V17H137L136 15H138V16H140L139 18H137L135 21H133V18L131 17V13ZM141 12H142V14H141ZM144 12V13H143ZM165 12V13H164ZM32 13V14H31ZM39 13L41 14V16L39 15ZM46 13H49V14H46ZM67 13H68V15H67ZM78 14V15H76V16H78V17H76L75 15H73V14ZM97 13H98V15H97ZM102 13V14H101ZM112 13V14H111ZM114 13V14H113ZM153 13H154V15H153ZM161 13V14H160ZM171 13V14H170ZM207 13H208V15H207ZM225 13V14H224ZM229 13V14H228ZM258 13V14H257ZM2 14H3V16H2ZM7 16V15H9V16H7V17H9V19L5 16V15ZM88 14H90V15H88ZM97 16V17H94L95 15ZM117 14V15H116ZM130 14V15H129ZM152 14V15H151ZM179 16H178V15ZM185 14V13H184ZM200 14V15H199ZM203 14V15H202ZM16 15H17V18H16ZM33 15V16H32ZM46 15V16H45ZM50 15V17H52V18H50V19H48V16ZM67 17H66V16ZM73 15V16H72ZM83 15L85 16V15H88V18H87V16L86 17H83ZM91 15H94V16H92L91 17ZM101 15V17H100V19H99V16ZM199 16V18H198V16ZM24 16V17H23ZM63 16H64V18H63ZM75 16V17H74ZM80 16H81V20L79 19L80 18ZM103 16V17H102ZM108 17V19H109V21H108V19H106V17ZM112 16H114V17H112ZM123 16H124V19H123ZM154 18H153V17ZM163 16L165 17L164 18V20H163ZM168 16H172V18H170V17H168ZM203 16V17H202ZM208 16V17H207ZM8 19V21H10L11 23H13V24H11V26H9L8 24H6L7 23V21H5L6 19ZM12 17H14V18H16L15 20H12V19H14V18H12ZM20 17V18H19ZM36 17V18H35ZM74 17V18H73ZM82 17L83 18H85V20L83 19L82 20ZM89 17H91V19L89 18ZM105 17V18H104ZM118 18V20H116L117 18ZM122 17V18H121ZM145 17V18H144ZM152 17V18H151ZM161 17H162V19H161ZM5 19V20H1V19ZM21 18H23V20L21 19ZM68 19V18H71V19H69V20H67V21H69L70 22V24L72 25V24H74L78 19H79V21H77L74 25H72V27L73 28H71V25H69V22H67V21H65V20H63V19ZM77 18V20H75ZM102 18V19H101ZM113 18V19H112ZM121 18V19H120ZM129 18V19H128ZM130 18H132V19H130ZM142 18H143V21L145 22V23H143V21H142ZM155 20L156 18H157V20H158V22L157 23H152L151 24V28L150 27H148V29H149V31H151L149 34L146 32V31H148V30H146L147 29V26L149 25V23H151V22H153L152 20ZM160 19V21H159V19ZM174 18V20H172ZM196 18V19H195ZM200 18H202L201 20H200ZM216 18V19H215ZM236 18V19H235ZM238 18V19H237ZM29 19V20H28ZM103 19L104 20H106L107 22H108V24L109 25H107L106 23L107 22H105V21H103ZM127 19V20H126ZM141 20L140 22L138 21V20ZM145 19V20H144ZM147 19H150L149 20V22H148V24H147ZM168 19V20H167ZM170 19V20H169ZM223 19V20H222ZM232 19H234V20H232ZM16 20H17V22H16ZM22 20V21H21ZM47 20V21H46ZM54 20H56V21H58V22H56L58 25H56V23H55V21ZM60 20H61V22H60ZM92 21V23H91V21ZM100 20V21H99ZM112 20V21H111ZM114 20V21H113ZM132 20V21H131ZM157 20H155V21H157ZM165 21L164 23L166 24V26H164L163 24V21ZM172 20V21H171ZM187 20V21H188ZM199 20H200V24H199ZM206 20V21H205ZM212 20H216V22L214 21H212ZM219 20V21H218ZM5 21V22H4ZM13 21V22H12ZM21 21V23H19ZM27 21V22H26ZM31 21V22H30ZM54 22V23H52V22ZM64 21V22H63ZM71 21H72V23H71ZM75 21V22H74ZM81 21H83V22H81ZM85 21V22H84ZM101 21H103L102 22V24H100L99 22H101ZM151 21V22H150ZM154 21V22H155ZM170 22V27H168V25H169V22ZM197 21H198V23H197ZM224 21V22H223ZM10 22H8L9 24H10ZM45 22V23H44ZM50 22V23H49ZM64 23V25H63V23ZM95 22V23H94ZM112 22V23H111ZM133 22V23H132ZM137 22L138 23H140V24H138L137 25ZM160 22H162L161 24H160ZM168 22V23H167ZM173 24H172V23ZM202 22V23H201ZM219 22H222V24H221V26L218 24L217 25V27H216V25L215 24H217V23H219ZM16 23L18 24H20V27H18L17 25H16ZM44 23V24H43ZM49 23V24H48ZM83 23L86 25L85 27H83L84 25H83ZM87 23V24H86ZM114 23V25H113V27H112V24ZM125 23V24H124ZM128 23V24H127ZM131 23H132V25H131ZM174 23H175V26H173L174 25ZM196 23V24H195ZM207 23V24H206ZM211 23V24H210ZM223 23H227L230 27H227L225 24H223ZM236 23V24H235ZM7 26H6V25ZM28 24H29V26H28ZM42 24V25H41ZM52 24H53V26H52ZM81 24V25H80ZM97 24V26L96 27H98V28H101L102 27V25H105L106 24V28L107 29H105V27L103 26L102 27V29H99V31L95 28V26L93 27V25H96ZM145 24H147V25H145ZM156 24H158V25H156ZM159 24H160V26H164V27H162V28H164L163 29V31H162V28L160 29V26H159ZM199 24V25H198ZM202 24V25H201ZM207 26H206V25ZM241 24V25H240ZM16 27V29L13 27ZM23 25V26H22ZM67 25H69V27H70V29H68L69 27H67ZM83 25V26H82ZM88 25V26H87ZM101 25V26H100ZM125 25V27H123ZM139 25H140V27H139ZM146 27H145V26ZM158 26V28H157V30H158V32H156L157 30H156V27H154V26ZM188 25V26H187ZM205 25V26H204ZM244 25V26H243ZM35 26V27H34ZM44 26V27H43ZM54 28V27H56L55 28V30L56 29H62L61 30V32H60V30L58 31V32H56L55 30H54V32H53V30H52V32H50V30L51 29H53L52 27ZM60 26H62V27H60ZM77 26H78V28H77ZM93 27V29L95 30L94 32H92L93 30H91L92 29V27ZM115 26V27H114ZM120 26V27H121ZM136 26H138V27H136ZM153 26V27H152ZM181 26H183L184 28H183V30H181V31H184V30H189V31H187V32H189L188 34H190V36L189 35H187V33L185 32V37L183 36L184 34H182V33H184V32H182L181 34L179 33V34H175L176 36H172V38L170 37V36H168L170 33L169 32H171L173 29L175 30V29H177V30H173L172 32L173 33H175L176 31H177V33L180 31V27ZM185 26H186V28H185ZM200 26V27H199ZM6 27V28H5ZM18 27V28H17ZM38 27H40V28H38ZM59 27V28H58ZM65 27H67V30H66V28ZM86 27H87V31H88V29H90L88 32L86 31L85 32V29H86ZM90 27V28H89ZM165 27H167V31H165L166 30V28ZM172 27V29H171V31H170V28ZM175 27H177V28H175ZM199 27V28H198ZM219 27V28H218ZM223 27H225V28H223ZM239 27V28H238ZM14 28V29H13ZM25 28V29H24ZM46 28V29H45ZM63 28H65V29H63ZM108 28H110V29H108ZM141 30H140V29ZM142 28H143V30H145V31H143L142 30ZM144 28H146V29H144ZM182 28V27H181ZM196 30H195V29ZM202 28V30H200ZM236 28V29H235ZM77 29V30H76ZM83 29V30H82ZM151 29V30H150ZM193 29V30H192ZM199 29V30H198ZM222 29V30H221ZM227 29V30H226ZM230 29V30H229ZM232 29H234V32H233V30ZM237 29H238V31H237ZM241 29V30H240ZM14 30V31H13ZM17 30V31H16ZM24 30V31H23ZM29 31V33H30V31L32 32V30H33V34H31L30 33V35H29V38H28V33H27V31ZM41 30V31H40ZM45 30V31H44ZM48 30V32H46ZM64 30V31H63ZM66 30V31H65ZM76 30V31H75ZM105 30H107L106 32H104ZM134 30H136V29H134ZM161 30V31H160ZM210 32H208V31ZM212 30H213V32H212ZM221 30V31H220ZM224 30H225V32H227L228 31V33H224ZM19 31V32H18ZM45 33H44V32ZM78 31V32H77ZM80 31L82 32V31H84V32H82V33H80ZM98 33H97V32ZM104 32L102 35H97V34H100V33H102V32ZM114 31V32H113ZM167 32L168 34H165V32ZM218 31H220V32H218ZM222 31H223V33H222ZM231 31V32H230ZM236 31V32H235ZM0 32V33H1ZM13 32H14V34H13ZM20 32H22V33H20ZM41 32V34H40V36H36V35H38L39 33ZM50 32V34H47L46 35V33H49ZM56 32V33H55ZM62 34V32H66L65 34L66 35H64V33H63V35L62 36H65V38L63 39V41H65V43L63 44V43H59V42H56L55 40H56V38L58 39L59 37H62L61 35H58V34H60V33ZM71 32L69 33V36H70V34H71ZM77 32V33H76ZM97 34H96V33ZM109 32L111 33V34H109ZM146 34H145V33ZM162 32V33H161ZM172 32H171V34H172ZM191 32V33H190ZM196 32V33H195ZM200 32V33H199ZM203 34H202V33ZM233 32V33H232ZM17 33L19 34H22V35H24L23 37H25L26 38V36H27V38L25 39V38H23V37H21L20 36V34L19 35H17ZM27 33V34H26ZM37 33V34H36ZM44 33V34H43ZM78 34V33H80V35H78L79 37H80V39L78 38V36L77 35H75V34ZM85 33H86V35H85ZM106 33H108L107 35H106ZM159 33H161L162 35L160 36V34ZM164 33V34H163ZM195 33V34H194ZM198 33L199 34H202V35H198ZM234 33H236V34H234ZM36 34V35H35ZM52 34V38H54L53 40H54V42L53 41H50L49 39H51V37L50 38H48L49 36L48 35H51ZM57 34V35H56ZM72 34H71V36H72ZM121 34V35H120ZM249 34V35H248ZM256 34V35H255ZM11 35H12V37H11ZM34 35V36H33ZM44 36V37H41V36ZM56 35V36H55ZM120 35V36H119ZM159 35V36H158ZM163 35H167L168 37H170L173 41H175L176 43H178L177 45H175L176 43L175 42H170L169 41V39L168 40H164V43H165V41H169L168 43H169V46H168V44H166V45H164V46H161V44L163 45L164 43H161V42H163V41H159V40H161V38H162V40L164 39V37H162ZM177 35H181L182 36V38L184 37L185 39H186V36H187V40H188V42H186V40L183 38V40H182V38H181V36H180V38H179V40H177L178 38H177ZM194 35H197V36H195L196 37V39H194L195 37H194ZM219 35V36H218ZM222 35V36H221ZM226 35V36H225ZM251 35V36H250ZM13 36H14V39H13ZM16 36H19V37H21L20 39H18L19 37H17V38H15ZM33 36V37H32ZM56 38H55V37ZM72 36V37H73ZM108 36H110V37H108ZM152 36V37H153ZM192 36V37H191ZM206 36V37H205ZM255 36V37H254ZM262 36V37H261ZM41 37V38H40ZM74 37L73 38H71V42H73V40H74V42H76L77 44H79L78 42H80V41H76L75 39H74ZM96 37H99V38H96ZM103 37V36H102ZM101 37V38H102ZM160 37V38H159ZM168 37H166V38H168ZM174 37H176L175 39H173ZM211 37V38H210ZM218 37H219V39H218ZM227 37V38H226ZM6 38V39H5ZM22 38L23 39H25V40H22ZM34 38V39H33ZM48 39L51 43H53V45L51 44V43H49V45L51 46V47H49L50 49H48V47L47 46H49L47 43H46V41H48V40H46V39ZM83 38V39H84ZM96 38V39H95ZM127 38V37H126ZM143 38V37H142ZM165 38V39H166ZM189 38H191V40L189 39ZM199 38V39H198ZM217 38V39H216ZM231 38V39H230ZM253 38H254V40H253ZM18 39V42H19V40H20V42L18 43V42H16V40ZM30 40L31 42H32V40H33V43H31L30 41H28V40ZM36 39H37V41H36ZM39 39H44L43 41L46 43V44H44V42L41 40V42H43V44L39 41ZM117 39L118 40H120V41H117ZM123 39V40H122ZM146 39H149V38H146ZM150 39H152L151 37H150ZM159 39V40H158ZM192 39H194V40H196V41H194V40H192ZM209 39V40H208ZM214 39H215V41H214ZM221 39H223V41L221 40ZM6 40L8 41V42H10V44L9 43H7V45L5 44V42H6ZM15 40V41H14ZM46 40V41H45ZM59 40H62V38H59ZM122 40V41H121ZM181 40V41H180ZM199 40V41H198ZM210 40H211V42H210ZM219 40V41H218ZM221 40V41H220ZM230 40V41H229ZM12 41V42H11ZM13 41H14V43L16 42L18 45H19V47H18V45L17 44H12L13 43ZM36 41V45H37V48H36V45L34 44V42ZM113 41H114V43H113ZM190 41H194L196 44H195V46H194V43H192V45L189 43ZM207 41L209 42V44H211V45H209V44H207ZM213 41V42H212ZM4 42V43H3ZM30 42V43H29ZM84 42H88L89 44L91 43V45L90 46H86V44L84 43ZM121 43L120 44V46H119V44L118 45H116L115 43ZM182 42H184L183 44H182ZM200 42V43H199ZM206 44H205V43ZM20 43H22L21 44V46H20ZM28 43V45L30 44V45H34V46H32V47H30V45H29V47H28V45H26ZM42 44L41 45V47L39 46L38 47V45H40V44ZM59 44V46L57 47L56 46V44ZM76 43H74V44H76ZM87 43V44H88ZM103 43H104V46H101V45H103ZM105 43L107 44V45H105ZM154 43V42H153ZM170 43H171V45H172V43H174L171 47H175L176 46V48L174 49V48H171V49H169L170 48ZM189 43V44H188ZM229 43V44H228ZM231 43V44H230ZM235 43V44H234ZM237 43H238V46H236L237 45ZM248 43V44H247ZM2 44V45H1ZM8 44H9V46H8ZM68 44L70 45V47L68 46ZM79 44V45H80ZM97 44H101L100 46H97ZM116 46H115V45ZM204 44V45H203ZM222 44V45H221ZM260 44L262 45L261 46V48H260ZM14 45V46H13ZM214 45H215V47H214ZM233 45H235V46H233ZM47 47V48H45V47ZM72 46H73V44H72ZM94 46H95V49H94ZM97 46V47H96ZM114 46H115V49H114ZM119 46V47H118ZM124 46V47H123ZM150 46H152L151 48L152 49H154L155 47H157V48H155L156 49V51H158V52H160L161 53V55L159 54V53H157L156 51H155V49L152 51V49H150ZM161 46V47H160ZM166 46H167V48H166ZM181 46V47H180ZM203 46H204V49L206 50H203V51H200V49H202L203 48ZM229 46V47H228ZM241 46V47H240ZM243 46V47H242ZM253 46H254V48L256 47L257 49V51L253 48ZM13 47H15V48H13ZM25 47H27V48H29V49H25ZM33 47H35V48H33ZM101 47V48H100ZM102 47H105V49H103L102 51H101V49H102ZM113 47V48H112ZM123 47V48H122ZM169 47V48H168ZM197 47V50L196 49H194V48H196ZM202 47V48H201ZM213 47V48H212ZM226 47V48H225ZM237 47V49L241 52H239L240 54H237L238 53V50L237 49H234V48H236ZM240 47V48H239ZM1 48H0V50H1ZM20 48H23V49H20ZM30 48L31 49H36V50H30ZM39 48H40V50H39ZM72 48V47H71ZM96 48H98V49H96ZM108 48H109V46H108ZM118 48H119V50H118ZM124 49L123 50V52H125V53H122V52H120V51H122V49ZM189 48H191V49H189ZM200 48V49H199ZM208 48H210V49H208ZM214 48H215V50H214ZM228 48H230L229 50H231V51H228L227 49ZM54 49H52V52H53V50ZM82 49V48H81ZM89 49V48H88ZM162 49H164V52H161L162 51ZM165 49H169V50H171V52L173 51V49H174V51L171 53V54H174V52H175V54L173 55L174 57H172V59L174 58V61H171V54L169 55V53H168V57H167V52H169V51H165ZM181 49H183V50H181ZM208 49V50H207ZM217 49V50H216ZM220 49H221V51H220ZM253 49V50H252ZM6 50H7V52H6ZM13 50V51H12ZM28 52H30V51H32L31 52V54L30 53H27L26 54V52L27 51ZM94 50V51H93ZM181 50V51H180ZM186 50V51H185ZM195 50L197 51L196 52V55L195 54H193V52L195 53ZM234 50H236V52L234 51ZM73 51V50H72ZM83 50H81V52H82ZM86 50H84L83 52H85ZM89 51H86V52H89ZM150 51H152V52H155V54H153V53H151ZM189 51H190V53H189ZM191 51H192V53H191ZM216 51V52H215ZM219 51L221 52V53H219ZM244 51V52H243ZM74 52V51H73ZM147 52H148V54L150 53L151 54V57H148V54H147ZM202 52V53H201ZM213 52H215V53H213ZM218 52V53H217ZM227 52V53H226ZM243 52V53H242ZM157 53V54H156ZM178 55H177V54ZM233 53V54H232ZM234 53H235V55H234ZM262 53H263V55H262ZM8 54H9V52H8ZM5 55L4 57V59L3 60H6V59H10V58H13L10 54L9 55ZM21 54V55H20ZM35 54H37V53H35ZM34 54V55H35ZM68 54V53H67ZM68 54V55H69ZM73 54V53H72ZM71 54V55H72ZM85 54H88V53H85ZM105 54H106V58L107 59H109V60H107L106 59V61H109V62H106L105 61ZM122 54L124 55V56H122ZM126 54V55H125ZM139 54H144V55H142L144 58L146 57V61H145V59L144 58H141L140 57V59H139ZM153 54V55H152ZM158 54H159V58H160V60H159V63L162 65H159L157 62H158ZM164 54H166V56L164 55ZM180 54V55H179ZM185 54V55H184ZM189 54V55H188ZM193 54V55H192ZM208 54V56H205V55H207ZM209 54H214V55H220V56H218V58H220V62H219V60H218V58L216 57V56H214V55H209ZM223 56H222V55ZM19 55V56H18ZM24 55V56H23ZM33 55V56H34ZM114 55V63H115V60H117L116 61V64H117V66H115V68H114V70H115V72L114 71H112L113 70V68L112 67H114L112 64H111V66H109V67H107V63H109L110 64V62L112 63V61H111V59L113 58H111V56H113ZM121 55V57L119 58V56ZM127 55H131L132 57H133V59L131 58V57H129V56H127ZM154 55H155V57H154ZM176 55V56H175ZM188 55V56H187ZM202 55V56H201ZM204 55V56H203ZM230 55V56H229ZM238 55H240V56H238ZM248 55V56H247ZM9 56H11V57H9ZM18 56V57H17ZM90 56V57H89ZM115 56H117L116 58H115ZM127 56V57H126ZM138 56V59L139 60H136L137 57ZM150 56V55H149ZM163 56V57H162ZM182 56H184V58L182 57ZM187 56V57H186ZM190 56V57H189ZM193 56H196V58L195 57H193ZM199 56V57H198ZM214 57V58H216L218 61H216V59L214 60V58H211V57ZM225 59H223L222 57ZM6 57H8V58H6ZM20 57H19V59H18V61H20ZM85 57V58H84ZM126 57V58H125ZM152 57H154L153 59L154 60H156L155 62L157 63H155V66H159V68L161 67V69H164V70H162V72H163V74H161L160 73V71H161V69L159 70V68H155L153 65H154V63L152 64V62H154V61H151L150 62V64L149 63H147L148 62V59L149 58H152ZM178 57V58H177ZM181 57V58H180ZM253 57V58H252ZM259 57H261V58H259ZM1 58V60L0 61H2V58H3V56H1L0 57ZM49 58H51L52 59V57H49ZM49 58H47L48 59V64H50L52 61L49 59ZM99 58V59H98ZM103 58V60L105 61V65H104V61L103 60H101ZM127 58H130V59H128L127 60ZM167 58V59H166ZM168 58L170 59V60H168ZM193 58V59H192ZM209 58H210V60L211 61H213L214 60V62H212V64H211V61H210V63H208V61H209ZM241 58V59H240ZM243 58V59H242ZM247 58V59H246ZM28 59V58H27ZM68 59V58H67ZM67 59H64V64H65V62H66V64L68 63H70V62H68V61H71L72 59L71 58H69L68 60ZM71 59V60H70ZM88 59V61H85V60H87ZM91 60H93L92 59V57L90 58ZM118 59L120 60V59H122L123 61H124V59H126L125 60V62H128L129 60V62H131V64H128L127 65V63H126V65H125V63L122 61V60H120V61H118ZM143 59H144V62H143ZM191 61H189V60ZM199 59H201V61H203V62H200L199 61ZM204 59V60H203ZM206 59V60H205ZM255 59V60H254ZM17 60V59H16ZM32 60V58L29 60V62ZM34 60V59H33ZM32 60V61H33ZM67 60V61H66ZM135 60V61H134ZM150 60H152V59H149V61ZM166 62H165V61ZM179 60V61H178ZM181 60V61H180ZM187 61V63L188 62H190V63H188V65H187V63H186V61ZM193 60V61H192ZM196 60H198V61H196ZM227 60V61H226ZM232 60V61H231ZM249 60V61H248ZM32 61H31V63H32ZM35 61V60H34ZM49 61H51V62H49ZM75 61L73 62V63H75ZM103 61V62H102ZM121 61H122V64L121 65H125L126 66V69H122V68H125L124 66H121L120 65V63H121ZM138 61H140V62H138ZM170 61V62H169ZM185 61V62H184ZM195 61V62H194ZM204 61H206V62H204ZM222 61V62H221ZM224 61H226V62H224ZM257 63H256V62ZM27 63V62H25L24 61V63H26V64H30V63ZM87 62H89V63H87ZM95 62V63H94ZM133 62H135L133 65H132V63ZM137 62H138V64H137ZM166 63V65H165V63ZM177 62V63H176ZM194 62V63H193ZM35 63V64H34ZM34 63H32L30 66H33V65H37L36 64V61L34 62ZM38 63V62H37ZM71 63H72V61H71ZM91 63H92V65H93V63H94V65H93V67L91 66ZM113 63V64H114ZM147 63V64H146ZM170 63V64H169ZM204 63V64H203ZM228 63H230V64H228ZM232 63V64H231ZM66 64H65V66H66ZM68 64H67V66H68ZM87 64H89V66H91L92 68H90L89 70L91 71L93 68H96V66H97V68L98 67H100V68H96L97 70L96 71H94V70H92V72H94V74H96V73H98V74H96V75H94V76H92V75H89V73L87 74ZM119 64V65H118ZM142 64V65H141ZM146 64V65H145ZM152 64V66H150ZM168 64H169V66H168ZM180 66H179V65ZM185 64V65H184ZM196 64V65H195ZM209 64V65H208ZM215 64V65H214ZM218 64V65H217ZM239 64V65H238ZM243 64V65H242ZM254 64H255V66H254ZM259 64V65H258ZM261 64V65H260ZM17 65H20L19 63H16V65L15 66H17ZM47 65V64H46ZM115 65V64H114ZM130 65H132L131 67L132 68H134V70H131V67H130ZM135 65V66H134ZM144 65H145V67H144ZM219 66V67H217V66ZM221 65V66H220ZM224 67H223V66ZM229 65V66H228ZM230 65L232 66V67H230ZM256 65H258L259 66V68H258V70H256ZM20 66H23L22 64L20 65ZM66 66V67H67ZM121 67V69L122 70H120L119 69V67ZM137 66H138V68H137ZM139 66H142V67H139ZM170 66L172 67V70H171V68H170ZM200 66V67H199ZM202 66V67H201ZM212 66V67H211ZM216 68H215V67ZM235 66V67H234ZM237 66V67H236ZM241 66V67H240ZM260 66H262V67H260ZM76 67V68H75ZM84 67V68H83ZM85 67H86V69H85ZM117 67V68H116ZM127 67H129L128 68V70H127ZM168 67H169V69H168ZM178 67H182V68H179L178 69ZM209 67H211V68H209ZM221 67V68H220ZM248 67V68H247ZM252 67H256L255 69L253 68L252 69ZM17 68H19V66H17ZM109 68V69H108ZM143 68V69H142ZM175 68V69H174ZM195 70H194V69ZM202 68H205V69H202ZM218 68V69H217ZM226 68V70H224ZM227 68H229V69H227ZM234 68V69H233ZM244 68V69H243ZM262 70H261V69ZM102 69H105V71H103ZM112 69V70H111ZM138 69H139V72H137L138 71ZM142 69V70H141ZM146 69V70H145ZM159 70L158 72H157V70ZM166 69H168V70H166ZM186 69V70H185ZM198 69V70H197ZM207 69H209V71L210 72H208V70ZM232 69V70H231ZM239 69V70H238ZM118 70V72H116ZM125 70H126V72H130V74H126V72H125ZM143 70H145V71H143ZM175 70H178V71H175ZM181 70V71H180ZM190 70H193L194 72H191ZM199 71L200 70V72H197V71ZM223 70V71H222ZM234 70H237V71H234ZM250 70V71H249ZM254 71V73H252L253 71ZM65 71V72H64ZM69 71H67V69H64L63 68V71L61 72V74L63 73V75H64V73L67 75H69L70 76V74H69ZM82 71V72H81ZM84 71H85V75L86 76H84V77H82V75L80 76V72L82 73V74H84ZM87 71V72H86ZM89 71V72H90ZM98 71V72H97ZM102 71V72H101ZM107 71V73H105ZM108 71H110L111 72V74H112V72L113 73H115V76L116 77H118V78H116L114 75H112V78H111V74L108 72ZM135 71V72H134ZM190 71V72H189ZM227 71V73H225ZM257 71H259L260 72V74H258V72ZM262 71V72H261ZM10 72V70H7V71H5V74L7 73V74H10L9 73ZM68 72V73H67ZM96 72V73H95ZM100 72V73H99ZM121 74H120V73ZM132 72H134L136 75H137V73H138V77L136 76V75H134V73H133V76H136V78L135 77H133L132 76V78H131V75H132ZM168 72H170V73H168ZM174 72H176V73H174ZM178 72H180V73H178ZM182 72V73H181ZM204 72V73H203ZM224 72V74H222ZM232 72V73H231ZM91 73V72H90ZM123 73H125V74H123ZM158 73H160L159 75H158ZM174 73V75H177V76H174V75H172ZM184 73V74H183ZM197 73V74H196ZM211 73H213V74H211ZM218 73H219V76H218ZM93 74V73H92ZM100 74H101V76H102V74L103 75H105L104 77L102 76H100ZM122 75V76H120V75ZM144 74H147V75H144ZM193 75V76H191L190 77V79L191 80H193V81H190V79L189 78H187V77H184L185 75ZM209 74V75H208ZM212 76H211V75ZM220 74H222V75H220ZM242 74V75H241ZM246 74V75H245ZM254 74H256V76L254 75ZM87 75H88V78H90L91 79V77H89V76H92V78L93 77H95L97 80H96V84H95V80H94V78H93V80L91 79L90 81H88L85 77H87ZM97 75H99L100 77L99 78H97ZM106 75H107V77L112 81V79H113V76L115 77L114 79H113V86H114V88L112 87H110V86H112V85H110V84H112V82H110V80L106 77ZM118 75V76H117ZM125 75H128V77L127 76H124ZM130 75V76H129ZM154 75V76H153ZM163 75H165V76H163ZM189 75H188V77H189ZM233 75V76H232ZM235 75V76H234ZM237 75V76H236ZM68 76V77H69ZM146 76V77H145ZM160 76V77H159ZM170 78V79H166V78H168V77ZM209 76H210V78H209ZM224 76H226V77H224ZM240 76H241V78H240ZM260 76H262L261 78H260ZM120 77V78H119ZM127 77V78H126ZM156 78V79H154V78ZM174 77V78H173ZM183 77V78H182ZM217 77V78H216ZM223 77V78H222ZM227 77H228V79H227ZM237 77H238V79H237ZM251 77H252V79H251ZM258 79H257V78ZM52 78V77H51ZM53 78V79H54ZM85 78V79H84ZM100 78H101V80H100ZM107 79L106 81L108 82L107 84H106V81L104 80V79ZM125 78V79H128V80H123V79ZM146 78V79H145ZM179 78V79H178ZM185 78H186V80L188 81V83H187V81L185 80ZM196 78V79H195ZM221 78V79H220ZM225 78V79H224ZM235 78V79H234ZM243 78H244V80H243ZM263 78V79H262ZM78 79H79V84H78ZM118 79H120V80H122L123 81V83H122V85L120 84V82L119 83H117L119 80ZM131 81H130V80ZM149 79V80H148ZM164 79V80H163ZM174 79V80H173ZM195 79V80H194ZM211 79V80H210ZM250 79V80H249ZM254 79H256V80H254ZM71 80V81H70ZM100 80V81H99ZM175 80H177V81H175ZM249 80V83L247 82L246 83V81H248ZM251 80H253L252 82L254 83L255 81V83L253 84L252 82H250ZM261 80H263V82L261 83ZM49 81H51L52 82V79L50 80L49 79ZM61 81V82H60ZM62 81H63V85L61 84L62 83ZM87 81V82H86ZM103 81H104V83H103ZM133 81V82H132ZM158 81H160V82H158ZM168 81V82H167ZM171 81V82H170ZM179 81V82H178ZM190 81V82H189ZM209 81V82H208ZM213 81V82H212ZM222 81V82H221ZM226 81H228L227 83H226ZM244 81V82H243ZM46 82H47V80H46ZM45 82V83H46ZM65 82L66 83H69L70 82V86H69V89L71 88V90H70V92H72L71 94H73V95H71L70 97L69 96H65V97H67V100L65 101L64 99H66V98H63L62 96H64L63 94H61L60 93V91L59 90H63V89H67V87L65 86V85H67V84H65ZM91 83V84H89V83ZM93 82H94V84H93ZM102 82V83H101ZM126 82V83H125ZM157 83V84H155V83ZM192 82V87L193 88H195V87H197V88H195V89H193V88H191V83ZM235 82V83H234ZM257 82L259 83V86L257 85ZM71 83H73V84H71ZM77 83V84H76ZM81 83V84H80ZM82 83H85V84H82ZM170 83H172V85L170 84ZM178 83V84H177ZM205 83V84H204ZM208 83V85H206ZM228 83H230V84H228ZM261 83V84H260ZM44 84V83H43ZM54 84V85H55ZM65 84V85H64ZM132 84V85H131ZM180 84L182 85V86H180ZM186 86H185V85ZM195 86H194V85ZM201 84H204V85H201ZM240 84V85H239ZM246 84V85H245ZM79 85V86H78ZM86 85H88V86H86ZM92 85V86H91ZM103 85V86H102ZM108 85H110L109 87H108ZM135 85V86H134ZM161 85H165L164 87L163 86H160ZM167 85V86H166ZM169 85H171V86H169ZM188 85V86H187ZM253 86V87H251V86ZM257 85V86H256ZM261 85V86H260ZM263 85V86H262ZM16 86H18V85H16ZM44 86V85H43ZM65 86V87H64ZM73 86V87H72ZM78 86V87H77ZM90 86H91V88H90ZM95 86V87H94ZM98 86V87H97ZM99 86H101V87H99ZM104 86H107V88H106V90H105V88H104ZM133 86V87H132ZM169 86V87H168ZM202 86V87H201ZM62 87H64V88H62ZM76 89H75V88ZM81 87H83V89H84V91H83V89H81ZM120 88V95L122 94V98H126L123 102L124 103H126L127 105L125 106V107H122V109H116V108H111V109H109V107L110 106H114V105H118L117 103V101H112V103H110V102H108L107 100L109 99V97L113 94V92H114V89H116V88ZM143 87V88H142ZM154 87V88H153ZM160 87V88H159ZM167 87V88H166ZM184 87V88H183ZM187 87H189V88H187ZM199 87V88H198ZM201 87V88H200ZM223 87V88H222ZM227 87H228V89H227ZM229 87H231V90H230V88ZM238 89H237V88ZM262 87V88H261ZM39 88H41V87H39ZM59 88V89H58ZM87 88V89H86ZM109 88V89H108ZM129 88H130V91H129ZM153 88V89H152ZM172 88V89H171ZM176 88V89H175ZM183 88V89H182ZM218 88V89H217ZM252 88V89H251ZM256 88V89H255ZM44 89V88H43ZM108 89V90H107ZM147 89V90H146ZM162 89H163V91H162ZM181 89V90H180ZM190 89V91L191 90H193V91H191V92H193V93H195L194 95H193V93H189V91H187V90H189ZM259 89V90H258ZM40 90V89H39ZM37 91L38 93L40 92V91ZM45 90V89H44ZM75 92H73V91ZM81 90V91H80ZM89 90H91V91H89ZM96 90L97 91V93H96V98H95V96L93 97V94L96 92H94V91ZM159 90V91H158ZM165 90H167V91H165ZM174 90H178V91H175L174 92ZM195 90V91H194ZM198 90H200L199 92H198ZM41 91H42V89H41ZM78 91V92H77ZM87 91V92H86ZM99 91V92H98ZM112 91V92H111ZM129 91V92H128ZM173 91V92H172ZM180 91H184V92H182V94H181V92ZM228 91V92H227ZM237 91H238V93H237ZM263 91V92H262ZM65 92V91H64ZM83 92V93H82ZM101 92V93H100ZM142 92V93H141ZM157 92V93H156ZM178 92V93H177ZM229 92V93H230ZM78 93H80V96H81V94L83 95L82 97H76V98H73L72 96H74V95H77ZM88 93V95H90L91 97H89L88 95H86ZM90 93V94H89ZM93 93V94H92ZM129 93V94H128ZM133 93V94H132ZM158 93H160L159 95H157ZM176 93V94H175ZM188 93V94H187ZM197 93V94H196ZM118 94L119 93H117V96H118ZM128 95L127 97H125V95ZM185 94V95H184ZM190 94V95H189ZM224 94V95H223ZM95 95V94H94ZM109 95V96H108ZM130 95V96H129ZM174 95H176V96H174ZM180 95H182V96H180ZM189 95V96H188ZM209 95L211 96V97H209ZM230 95V94H229ZM242 95V94H241ZM85 96V97H84ZM102 96V97H101ZM107 96V97H106ZM157 96V97H156ZM173 96V97H172ZM177 96H178V98H177ZM204 98H203V97ZM216 96V97H215ZM75 97V96H74ZM100 99H99V98ZM169 99H168V98ZM181 97V98H180ZM182 97H184V98H182ZM187 97H189V98H187ZM192 97H193V99H192ZM197 97V98H196ZM199 97H200V99L201 100H199ZM202 97V98H201ZM209 97V98H208ZM219 97H221V98H219ZM259 97V98H258ZM27 98V97H26ZM26 98H24V99H20L19 100V104H21V105H24V106H26V105H31V106H33V108H34V106L36 105V103H40V102H36V101H34V102H36L35 104H31V103H33V102H29V101H26V100H28V98L26 99ZM63 98V99H62ZM89 98V99H88ZM90 98H95L94 100H96V99H98L99 101H95L94 103H92V102H90L91 100H93V99H91L90 100ZM256 98H258V99H256ZM74 99H76V101L74 100ZM84 99V100H83ZM88 99V100H87ZM103 99V100H102ZM107 99V100H106ZM137 99H138V101H137ZM149 99V100H148ZM171 99V100H170ZM173 99V100H172ZM190 99V100H189ZM23 100V101H22ZM76 102H74V101ZM78 100H80V101H78ZM86 100V101H85ZM100 100H101V102H100ZM116 100V99H115ZM155 100V101H154ZM182 100H183V102H182ZM196 100V101H195ZM256 100V101H255ZM25 101V102H24ZM69 101V102H68ZM169 101V102H168ZM187 101V102H186ZM259 101V102H258ZM57 102H58V104H57ZM66 102V103H65ZM80 102V104L79 105H81L80 107L79 106H77L78 105V103ZM97 102V103H96ZM99 102V103H98ZM117 102V103H116ZM153 102H154V104H153ZM186 102V105L184 104ZM198 102H200V104H198ZM203 102V101H202ZM258 102V103H257ZM23 103H25V104H23ZM26 103H28V104H26ZM100 103H102V104H100ZM147 105H146V104ZM182 103V104H181ZM193 103V104H192ZM257 103V104H256ZM69 104V105H68ZM71 104L72 105H75V106H77V107H75V106H71ZM93 104V106L94 107H98V109H99V107L100 108H104V105L106 106V105H110V104H112V105H110L109 107H108V113H105V114H100V113H98L99 112V110H96V108H92V106L91 105ZM197 104V105H196ZM58 105V106H57ZM64 105L66 106V105H68V106H66V107H64ZM88 105H90V107L88 106ZM101 105H102V107H101ZM136 105V106H135ZM154 105V106H153ZM182 105L184 106V107H182ZM194 105V106H193ZM134 106H135V108H134ZM143 106H144V108H143ZM156 106V107H155ZM189 106H190V108H191V110H193V112H195V113H193L192 111V114H190V109H189ZM79 107V108H78ZM86 107H88V110H87V108ZM133 107V108H132ZM161 107H162V109H161ZM181 107V108H180ZM208 107H210V106H208ZM214 107H216V106H214ZM33 108H31V109H33ZM76 108V109H75ZM140 108V109H139ZM143 108V109H142ZM193 108V109H192ZM65 109V110H64ZM135 111H134V110ZM186 109V110H185ZM86 110V111H85ZM92 110H94L93 112H91ZM96 110V111H95ZM101 110V109H100ZM133 110V111H132ZM137 110V111H136ZM187 110H189V111H187ZM124 111H125V113H124ZM187 111V112H186ZM86 112H88V113H86ZM95 112H97L96 114H95ZM135 112H136V114H135ZM167 112H170L171 114H170V116H166V113ZM211 112V113H210ZM25 113H27V114H25ZM25 113H22V114H20L21 116H18V117H16V118H19V119H25L26 117H27V115L28 114H30V111L29 112H25ZM32 113V112H31ZM152 113V114H151ZM107 114V115H106ZM122 114V115H121ZM132 114H134V115H132ZM143 114V115H142ZM149 114V115H148ZM164 114V115H163ZM189 114V115H188ZM194 114V116H195V118H194V116H192ZM100 115H101V117H100ZM132 115V116H131ZM143 116V118L141 117V116ZM148 115V116H147ZM151 115V116H150ZM115 116H117V117H115ZM123 116V117H122ZM137 118H136V117ZM215 116V117H214ZM24 117V118H23ZM96 117H97V119H96ZM100 117V118H99ZM115 117V118H114ZM127 117V118H126ZM135 117V118H134ZM138 117H140V118H138ZM144 117H146L145 119H144ZM193 117V118H192ZM75 118V120L73 121L74 123H73V125L75 124V123H79L78 122V119H76ZM166 118H168V120L166 119ZM182 118V119H181ZM206 118V119H205ZM103 119H105V120H103ZM135 119V120H134ZM140 119V120H139ZM149 119V120H148ZM193 119H195V120H193ZM204 119V120H203ZM76 120H77V122H76ZM83 120H85V121H83ZM96 120V121H95ZM102 120V121H101ZM113 122H112V121ZM191 120L193 121V122H191ZM206 120V121H205ZM208 120H209V122H208ZM4 121V120H3ZM64 121H67V117H65L64 119H63V122ZM90 121V120H89ZM103 121H104V123H103ZM109 121V122H108ZM140 121V122H139ZM202 121V122H201ZM4 122H6V124H9V123H11V120L10 119H8V118H6L5 119V121ZM84 122V123H83ZM95 122L97 123V122H99V124L101 125L102 123V125L103 126H105V127H103L102 125H101V127H100V125L98 126L97 124H95ZM143 122H145V124L143 123ZM174 122V123H173ZM198 124H197V123ZM206 122H207V124H206ZM236 122V121H235ZM89 123V124H88ZM112 123V124H111ZM117 123L119 124V125H117ZM130 125V127H132V128H130L129 130L127 129H123V128H126V127H123L124 125H128V124ZM138 123H139V125H138ZM186 123H187V125H186ZM201 123V124H200ZM209 123H212V124H209ZM83 124H85V125H83ZM143 126H142V125ZM154 124V125H153ZM181 124H183V125H181ZM80 125V126H81ZM92 125V126H91ZM116 126V128H115V126ZM121 125H122V127H121ZM132 125H134V126H132ZM152 125V126H151ZM159 125V126H158ZM168 125V126H167ZM186 125V126H185ZM192 125H194L193 127H192ZM198 125H200V126H198ZM47 127H48V125H46ZM75 126H76V128L77 127H79V124H75ZM81 126V127H82ZM98 126V127H97ZM111 126H113V129H112V127ZM149 126V127H148ZM156 126H158L157 128H156ZM167 126V127H166ZM177 126V127H176ZM189 126V127H188ZM198 126V127H197ZM49 127H50V125H49ZM95 127V128H94ZM144 127H146V128H144ZM168 127H170V128H168ZM98 128V129H97ZM102 130H101V129ZM118 128V129H117ZM142 128V129H141ZM168 128V129H167ZM178 128V129H177ZM193 128L195 129V130H197V133H196V131L195 130H193ZM197 128V129H196ZM100 129V130H99ZM107 129H108V131H107ZM122 129V130H121ZM155 129H157V130H154ZM160 129V130H159ZM174 129V130H173ZM186 131H185V130ZM191 129L192 131H195V132H192L191 130L189 131V130ZM210 129V130H211ZM91 130H93V131H91ZM121 130V131H120ZM131 130V131H130ZM177 130V131H176ZM183 130V131H182ZM213 130V129H212ZM99 131H104V133H106V135H104V133H103V136H102V133H100ZM126 133H124V132ZM147 131V132H146ZM148 131H150V132H148ZM174 131H176L175 133H174ZM200 131V130H199ZM219 131V132H218ZM87 132V131H86ZM107 132H109V133H107ZM111 132V133H110ZM114 132V133H113ZM120 132H122V133H124V134H122V133H120ZM131 132H133V134H132V136H131ZM138 132V133H137ZM144 132H146V134L144 135V136H142L143 135V133ZM165 132H164V134H165ZM191 134H190V133ZM216 132V133H215ZM113 133V134H112ZM119 133V134H118ZM180 133L182 134V135H180ZM196 133V134H195ZM218 133V134H217ZM116 134H118V135H116ZM127 134H128V136H127ZM141 134V135H140ZM175 134H177L176 136H175ZM192 134H194V136L192 135ZM200 134V133H199ZM198 134V135H199ZM88 135V134H87ZM112 135V136H111ZM139 135V136H138ZM155 135H158L157 137L155 136ZM166 135V134H165ZM171 135H169L168 134V136H169V138L170 139H173L174 137H172ZM193 137H192V136ZM216 135V136H215ZM80 136V137H79ZM97 136V137H96ZM100 136V137H99ZM129 137V136H131V138H127V137ZM155 136V137H154ZM178 136V137H177ZM181 136V137H180ZM104 137H106V139L107 140H105V138ZM118 137L120 138V139H118ZM123 137V138H122ZM126 137V138H125ZM140 137H141V139H140ZM167 137V136H166ZM172 137V138H171ZM180 137V138H179ZM204 138V139H202V138ZM215 139H214V138ZM0 138H1V141L3 140L2 138L3 137H1L0 136ZM99 138V139H98ZM104 138V139H103ZM136 138H139L138 139V141L136 140ZM168 138V137H167ZM10 140H11V142H10V140H4L1 144H6V146H7V144L8 143H6V142H9V145L11 144V143H13V140L11 139V138H9ZM97 139V140H96ZM128 139H130V140H128ZM201 141H200V140ZM24 139H20V142H19V140L16 142V143H18L19 145H20V143H21V146H24L25 145V143H28L29 141H31V140H24ZM99 140H101L102 142H100ZM110 141V143H109V141ZM119 142H117V141ZM154 140V139H153ZM152 140V141H153ZM182 140V139H181ZM200 141V142H198V141ZM203 140V141H202ZM211 140V141H210ZM22 141H23V143H22ZM28 141V142H27ZM125 141H128V142H125ZM141 141V142H140ZM32 142V141H31ZM72 142V141H71ZM105 142V143H104ZM113 142V143H112ZM117 143L118 144V146H117V144L114 146V143ZM133 142V143H132ZM198 142V143H197ZM52 143H56L55 141H52ZM69 143V142H68ZM112 143V145H110ZM197 143V144H196ZM104 144H106V145H104ZM128 144V145H127ZM135 144V145H134ZM86 145V146H85ZM88 145V146H87ZM103 145V146H102ZM5 146V145H4ZM5 146V147H6ZM68 146H70V145H68ZM160 146H162V145H160ZM38 147H40V145H38ZM83 147H85L84 149H88V150H84L83 149ZM103 147V148H102ZM105 147V148H104ZM109 147V148H108ZM124 147V148H123ZM126 147V148H125ZM129 147V148H128ZM134 147V148H133ZM197 148H199L200 146H196ZM92 148V149H91ZM189 148H191V147H189ZM64 149V147L63 148H58V149H55L53 152H51V155H54V156H56V155H58V156H60V154L61 153H63V150ZM81 149V150H80ZM83 149V150H82ZM99 149V150H98ZM134 149V150H133ZM57 150H58V152H57ZM96 150H97V153H95L96 152ZM101 150V151H100ZM135 150H136V152H135ZM80 151V152H79ZM131 151H134V152H131ZM92 152L94 153V154H96V155H91V157L93 158V160L90 162V160L92 159L91 157H90V154H92ZM126 153V154H125ZM82 155V156H80V155ZM116 155H115V157H116ZM121 155V156H122ZM131 155V156H130ZM77 156H79L80 157V159H79V157H77ZM89 156V157H88ZM71 158V159H70ZM84 158H90L89 159V161H86V160H88V159H84ZM111 158H113L114 159V157H109V158H107V159H103V160H100V165H105L104 163H107V165L111 168V167H115V165H119L120 163L118 162V160H116V161H114V160H112L114 163H112V161H111ZM117 159H119V158H117ZM124 159V160H125ZM69 160V161H68ZM127 160V159H126ZM166 162H164V165L161 163V162H159L160 163V166H159V163L156 165L157 167H159V168H157L156 166V168H155V171H154V174H155V176H156V178L158 179V181L160 182V181H162L163 180V177H164V175H165V172H163L162 173V171L160 170L161 168H162V166L164 167V166H166L167 165V163L170 161V160H165ZM10 161H4V162H2V166L3 167H6L8 164H11V162L9 163ZM69 162V163H68ZM87 162V163H86ZM117 164H116V163ZM163 162V161H162ZM103 163V164H102ZM193 164H196V162H193L192 163V165ZM52 165V164H51ZM51 165L47 168V169H49L50 167H51ZM57 165V164H56ZM56 165H52V167H54V168H52L51 167V170L52 169H55L56 168ZM67 165V166H66ZM89 165V166H90ZM114 165V166H113ZM212 166L214 167V164H212ZM60 167H62V165H60L59 166V168ZM161 167V168H160ZM63 168V167H62ZM60 169V170H63V169ZM159 170V171H158ZM96 171V170H95ZM98 172L100 171V170H97ZM96 171V172H97ZM206 172L207 171V169H204L203 171H202V173L203 172ZM131 174L133 175V172H131ZM158 176V177H157ZM91 179H89V180H94L95 178L94 177H90ZM133 185H131L130 187H132ZM169 186H171L172 188L171 189H175V188H179V187H186V188H191V187H193V186H195V185H184V186H182V185H169ZM130 187H128V189H131ZM84 189V188H83ZM156 191V190H155ZM157 193V192H156ZM206 194H208V193H206ZM18 197H16L15 199L16 200H18L17 202H22V201H25V199L27 198V196L26 195H24V194H20V195H17ZM129 196V195H128ZM157 197L159 196V194H157L156 195ZM172 196H174V197H177V193H172ZM157 197L155 198V199H157ZM170 197H168V199H169ZM24 199V200H23ZM154 199V200H155ZM172 204V203H171Z\"/></svg>",
	"mask_w": 264,
	"mask_h": 264
},
{
	"label": "clouds",
	"instance_id": "3",
	"mask_svg": "<svg viewBox=\"0 0 264 264\" xmlns=\"http://www.w3.org/2000/svg\"><path fill=\"white\" fill-rule=\"evenodd\" d=\"M213 264H216V262H213Z\"/></svg>",
	"mask_w": 264,
	"mask_h": 264
}]
</instances>
